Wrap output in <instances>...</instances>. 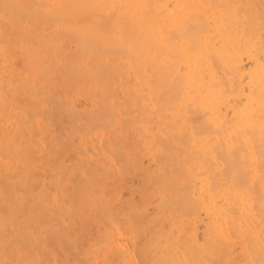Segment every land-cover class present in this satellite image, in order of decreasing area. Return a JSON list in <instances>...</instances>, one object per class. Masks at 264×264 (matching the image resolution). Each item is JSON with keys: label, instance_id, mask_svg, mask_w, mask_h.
Returning a JSON list of instances; mask_svg holds the SVG:
<instances>
[{"label": "bare ground", "instance_id": "6f19581e", "mask_svg": "<svg viewBox=\"0 0 264 264\" xmlns=\"http://www.w3.org/2000/svg\"><path fill=\"white\" fill-rule=\"evenodd\" d=\"M261 1L262 0H0V180H2V178L4 180L7 179V182H8V183L6 181L4 182V180H3V182L1 181L4 185L7 184L5 186L6 189L3 186V184H1L3 186L2 188L5 189V190H3L0 188V191L3 190V192H1V193L2 194L4 192L6 193V190L9 191L10 190V189H8L9 185H10L9 188L12 187L11 185H14L15 187L13 186L12 187L13 189L19 187V185L20 186L25 185V187L22 188V190L25 189L26 187L30 186V184H29V186L26 185V182H25L26 181L25 180V173L29 169V167H25V165H27V166L29 164L31 165V163L28 164V161H29V159L31 160L30 157H32V156L35 158V156H34L35 153L32 154V152H36V149L34 150L33 147H32V149L34 151H30L31 147H30V149H27L26 146H28L29 143L27 142L28 143L27 144L26 141L28 139H30L31 141L33 140L34 141L33 144L35 145V143L37 142V145H38L37 147H39V145H41V144H38V142H42L43 138L45 137V135H44L45 131H47V133H46L47 138L46 137L44 138L45 142H46V139L48 140L49 143L51 142V139L48 138V136H50V135H48V132L51 130L50 128H51L52 122L50 123V126H47L48 124L47 125L45 124L47 122V118L45 120V118L42 117L44 115L41 116V118H43L45 121L44 124L40 123L39 121L38 122L40 123V125H39V123L34 124L35 123L34 121H31L33 123L30 124V125H32V124L37 125V126L32 125L34 127V129H33L34 131L37 130L36 128H39V130H40L42 127H44L43 129L44 130L46 129L45 131L43 129H41V132H43L42 133L43 138L40 136V132H38V130L36 132H38L39 134L35 133L32 130L35 134L38 135V136H36L33 133L32 136L34 135L37 139H35L31 135H30L31 137H29V134L27 133L28 131L26 132L27 129H24L25 128L24 126L27 125L28 121L25 120V121H27L25 124L24 120H21L22 117L25 115L19 116V117H21V119H19L17 116V114H18L16 111L17 106H15L14 104H16V102L19 103L18 100H20V101L24 100L25 101V99H27L26 102H28V101L30 102V103H27V106L29 105L28 107H33L32 105H34L37 101H38L37 103H39V100H40V103H42L44 101V100H42L43 99L42 97L39 100L36 99L35 96H37V98H39L38 92L41 93L42 91H44V92H46V91L50 92L51 91L49 94L52 93L55 96L60 97L59 99H61V100H59L58 98H56V100L57 99L59 100V101L57 100L58 102L56 104L59 103L60 107H62L66 103V106L69 107V105H68V102H70L69 100H71L73 97H76V96L81 97L82 96L81 94H83V96L85 95V98L89 97L90 99H92L90 101L94 102V104L96 105V106L95 105L94 106L96 107V110L98 111V113H95V118L98 117V119H100V121H101V119H102L101 117L104 116L103 117L104 119L107 118L106 120H104V122H106V121L108 122V119H109V121L113 119V115H111L112 112L110 114L112 119H110V117H106V116H109V113L111 110L110 107L115 109L113 107V106L116 107L115 99H117V98L119 99V97L121 95L125 98L127 105H131L130 106L131 108H130L129 106H127L123 102H122L123 104H121V105L125 104L127 106L128 110H129V112L126 111L127 114L132 113V112L136 113V116L138 117L137 118L135 116L136 121H137V119L140 118L137 121V122H139L138 123L139 125L136 124V127H135L134 122H132L133 120L130 119V115H132V114H129V117L125 116V119L122 116V118L124 120H128L127 121L128 123L132 122L130 124H132V125L134 124L133 126L135 128H132V129L136 130V128H138L140 130L139 132H138V130L137 131L134 130L136 133L134 131H132L133 136H135L138 133L140 134V132H142V135L145 134V136H142V138L146 137L147 140L144 138L145 142L148 141V143H146L147 144L146 147L150 148V150H153L152 147H148V146L149 145H153V146L156 145V149L158 150L159 153H161V154L158 153V155L163 156V159H161V158H160L161 160L157 159V160H160L158 162H162L160 164L159 170L161 167L163 168V171H162L163 174L161 173L162 174L161 179H160V181H158V182H160V188H161V190L159 192L163 193V197H162V200H158L159 197H157L158 196L157 195L155 198H158V199L157 200L153 199V202H154V200H155V202L159 201V207H160L159 209H161L160 210L161 213L163 212L162 210H163L164 206L169 208V209H172V210L183 207V209H181L182 211L185 209L189 210L188 208H185V206H188V207L192 206L190 208L195 209V211H196V210H198V209H196L197 206L193 207V205H194L193 202L196 200H194V201L191 200L192 197H191L190 191L191 190H194L195 192L197 191L198 196L201 197V199L204 198L203 196H205V192H206L205 202H203L204 204L206 203V207H207L206 208L207 211L206 210L205 211L211 215L212 214L214 215L213 222H215V220H216L215 217H217V219L219 218L218 220H220V221L217 220V222H215L214 226H215V228L217 226V229L219 228L218 231L221 229L223 231V229H224V232H223L224 235H222V237L224 238L225 241L223 240V242H227L226 243V245H227V244H230L229 243L230 239L232 240V238H233V241H234L236 238V240H238L237 242H239L241 244V245H239V244L238 245L242 246V248H243L241 253L245 249L244 246L247 248V249H245L246 251L248 249H250V247L248 246L249 242L253 243L251 248L252 247L256 248L257 246L255 244H257L260 247L263 246V248H262L263 250H261V248L259 249V251L257 249L256 250L254 249L255 251H257V254L254 250L253 251L255 253L251 252L253 248L251 249L250 252H248V254L253 253L252 257H253V255H257V257H258L257 264L258 263L264 264V241L262 242V240L264 239V233H263L264 232V199H263L264 197H261L264 194V61H262L259 57L261 54L264 53L263 52L264 47H263L261 40H260L259 31H257L258 30L257 23H259L258 24L259 30H261V27H260L261 23H263V25H261L262 28L264 27V21L262 22V20L264 18L262 16H264V14L260 12V11H262V9H264V7L259 8V12L257 10V4H258V2H261ZM259 13L263 14V15L261 16ZM260 18H262V19H260ZM236 19H238V21L241 25L240 28H238V30H234L235 29L234 23L237 22ZM233 24H234V26H233ZM236 24H238V23H236ZM67 39H68V41H67ZM15 45L18 46L21 49V51L24 53V54L23 53L21 54L22 56L24 55L23 56L24 60H22V61H24L23 62L24 63V66H23L24 69H22V71H24V78L22 81L20 80L21 76L19 74H17L18 71L16 72V70H18V69L15 67L14 68L15 70H14L13 69V63L11 66L10 62L8 61L9 57L8 58L6 57L7 50L10 53V51H11L10 49L12 47H14ZM244 66L246 67L245 68L246 71H243L244 68H242V67H244ZM256 66H258V68ZM23 67H21V68H23ZM14 72H16L17 76L18 75L20 76V77L18 76L19 77L18 79H15L16 77H14V74H15ZM245 77H247V80L245 79ZM225 79H226L227 83H229V81H227V79L230 80L231 82L233 80H235V83L237 80L239 85L244 90V95H245L244 100H240L238 97H234V95L233 96L230 95V92L237 91L238 89L235 88L236 85L231 86V83H229V85L227 83H225L224 82ZM15 80H17V82ZM18 80H20V82H18ZM222 83L228 85V86H226L223 84L225 87H227V89H225V87L223 88ZM231 87L235 88V89H232ZM19 92H21V93L24 92L25 93L24 96L26 98L25 99L23 98V100L18 99L19 96L21 95ZM46 95H48V93ZM54 95H53V97H54ZM20 97H22V95ZM43 97L45 98V96H43ZM89 98H87V99H89ZM124 98L122 100H124ZM50 100H52V99H50ZM47 101H49V100H47ZM82 101H83V99H82ZM116 101H118V100H116ZM26 102L25 103L23 102L24 104L23 103L22 104L26 105ZM33 102H34V104H33ZM52 103L53 102L51 101L49 105H51V106L54 105V103L53 104ZM61 104H62V106H61ZM58 105H57V107H58ZM90 105L92 106V104H90ZM27 106H25V107H27ZM34 106H36V104ZM117 106H120V105H118V102H117ZM126 106H125V110H127ZM60 107H59V109H60ZM37 108H39V107L37 106ZM64 108L67 109V107H64ZM72 109H73V107H72ZM44 110H45V108H44ZM62 110H63V107H62ZM69 110H70V108H69ZM69 110H65L66 112L64 114L68 113L67 111H69ZM120 110H122V109H120ZM51 111L53 113L56 112L53 110H51ZM63 111H61V112H63ZM52 112H51V114H52ZM76 112H77V110H76ZM85 112H87V111L85 110ZM121 112L126 113V112H124V110H122ZM121 112H120V114H122ZM29 113L30 112H28V114ZM47 113H48V111H47ZM69 113L72 114L71 111ZM114 113L117 116L115 117V114H114L115 119L112 121H114V123L116 125H118L115 121L117 120L119 122V119H121L122 124H123L124 120L120 116H119L120 118H118L117 110ZM229 113L233 116V119H234L233 120L234 122H231L232 123L231 127L230 126L229 127L224 126V124H223L224 122L222 120V118H223L222 114L227 115ZM23 114H25V113L23 112ZM64 114H62V115H64ZM77 114H79V111ZM90 114H91V112H90ZM30 115H31V113L29 114V117L31 118ZM47 115H50V114H47ZM56 115L58 116L59 113L55 114V117L53 116L55 119L57 118ZM38 116L40 117V115H38ZM81 116H83V115L81 114ZM60 117H61V114H60ZM61 118L63 119V117H61ZM64 118H65V115H64ZM90 118H92V117H90ZM224 118L226 119L225 116H224ZM57 119H56V122H57ZM77 119H80V118L77 117ZM66 120L68 121L69 118ZM72 120H73V117H72ZM87 120H89V119H87ZM29 121H30V119H29ZM64 121H65V119L62 122L64 123ZM59 122H60V120H59ZM84 123H85V121H84ZM97 123L99 124L100 122L98 121ZM114 123L109 122L108 124L115 127V125H113ZM128 123H127V126L129 127ZM52 124L54 125V123H52ZM71 124H72V127L78 126V125L76 126V124L73 126L74 123H72V122H71ZM78 124H79V122H78ZM102 124H103V122H102ZM122 124H120V125H121V128H123L122 130H124L125 128L122 127ZM41 125H42V127H41ZM65 125H67V122H65ZM65 125L63 124L62 126H65ZM68 125L70 126V123H68ZM103 125L105 126V124H103ZM103 125H101V126H100V124L98 125L101 128L100 130H102ZM125 125L126 124L124 121V126ZM208 126H210L209 129L211 128V131L213 133L212 136L209 135L211 137V139L209 136H207L208 134H211V133H208L206 135V133L208 131ZM85 127H86V124H85ZM108 127H110V126L108 125ZM114 127H112V129L110 131H112L113 134L115 135V133L113 131V129H115ZM128 127H126V128H128ZM130 127H132V126H130ZM130 127H129V129H130ZM81 129H84V128L81 127ZM81 129H79V130H81ZM129 129H128V131H129ZM73 130H75V129L73 128ZM79 130H77V131L79 132ZM98 130H99V128H98ZM107 130H108V128H107ZM117 130L120 131L119 129H117ZM110 131H108V132H110ZM24 132L27 135H25ZM55 132H57V131H55ZM90 133H92V130ZM90 133H88V134L85 133V136L86 135L90 136ZM94 133H96V132H94ZM94 133H92L91 136ZM106 134H105V136H106ZM55 135L57 136V134H55ZM56 136H55V139H57ZM96 136L98 138V135H96ZM122 136H123L122 138L119 137L120 138L119 140H121V139L123 140L122 141L123 143L120 142L122 144V147H121V145L118 144L119 140L115 141V144H116V142H118L117 145H119L120 147L112 143V141H113V139H111L112 136L110 137V135H109V138L107 137V139L111 140V142H110V143H112V144H110L111 146L114 145V146H117L120 149H122L123 145L125 147H128L126 144L127 140L125 141V138H127L126 133H125V135L122 133ZM139 136L140 135L135 136V137L139 138ZM38 137H39V139H42V140L39 141ZM75 137L78 138V135L77 136L75 135ZM71 138H72V136H71ZM93 138H91V139H93ZM128 138L133 140V141L135 140V139L130 138V136ZM52 139H53V137H52ZM86 139H87V137H86ZM103 140H104V138H103ZM131 140H129L127 142L128 145H129V143H131ZM142 140L139 142H142ZM163 140H165V141H163ZM166 140H167L168 144L166 143ZM104 141L102 143H104ZM135 141L133 142V144H137L140 146V143L139 142L137 143ZM84 142H85V140H84ZM62 143L60 141L59 144H62ZM98 143H99V141H98ZM142 143H144V142H142ZM149 143H152V144H149ZM31 144H32V142H31ZM52 144H55L54 141ZM84 144L85 143H83V146L86 145V144L85 145ZM106 144H109V142ZM77 145H78V143H77ZM137 145H134V146H136L138 148L139 146H137ZM50 146H53V145L48 146L49 150H50ZM60 146H59V148H60ZM65 146H66V144H65ZM65 146L64 147L61 146V147L66 148ZM55 148L54 149L56 151V154H55L56 157L58 154L62 156L63 152L61 151L62 153H57L58 149H57L56 145H55ZM129 148L132 149V144ZM42 149H43V147H42ZM81 149H83V148H81ZM135 149H133V150H135ZM78 150H79V148H78ZM112 150H114V149H112ZM136 150L137 151L141 150V147H139ZM174 150L176 153L174 152ZM241 150H244L245 152L241 151ZM27 151H30V152L27 153ZM40 151H41V149H40ZM67 151H71V150H67ZM73 151L74 150H72L71 153H73ZM87 151H89V150H87ZM99 151H102V149H100ZM127 151L129 153V150H127ZM41 152H44V151L42 150ZM136 152L134 151L133 153L136 154ZM146 152H145V154H146ZM240 152H242V153L244 152V154L246 153L245 154L246 158L245 159L242 158L243 159V161L241 159L242 162H239L238 160H237L238 161L237 162L236 158L238 157V155L240 156ZM68 153H70V152H68ZM79 153H80V151H79ZM115 153H116V151H115ZM133 153H132V155H129V154L128 155L134 156ZM27 154H31V156L27 155ZM42 154H44V153H42ZM92 154H94V152H92ZM103 154H106V153H103ZM125 154H127V152ZM244 154H241V155L243 156ZM96 155H98V154L96 153ZM111 155H113V153ZM111 155H110V158H113ZM26 156H28V157L30 156L29 159ZM61 156H58V159L60 158V160H59L60 162H61V160H63L64 162H65V160L68 161L67 160L68 158L66 159V156H64V154L62 156L64 159ZM103 156L104 155H102L100 158H102ZM136 156H138V155L136 154ZM217 156L219 157V159ZM87 157L89 158V156H87ZM107 157L109 158V156H107ZM125 157H127V156H125ZM155 157H158V156H155ZM53 158L56 161V158L55 157H53ZM121 158H123V156H121ZM128 158H130V157H128ZM133 158H135V157H133ZM216 158L218 160H216ZM220 158L222 160H220ZM130 159H132V157ZM139 159H138L139 161H142L141 159H143V158L140 157ZM33 160L31 161L32 163H33ZM35 160L37 161V158ZM49 160H51V159H49ZM82 160H84V159H82ZM89 160H92V159H89ZM93 160H96V159H93ZM93 160H92L93 165L89 164L88 170H90L91 166H93L92 168H94L95 165L100 167L99 165L95 164V162ZM98 160H96V163L98 162ZM106 160L104 161V164H105ZM121 160L119 159V161H121ZM155 160H156V158H155ZM157 160H156V162H157ZM78 161H80V160H78ZM146 161H148V160H146ZM220 161H222V162L220 163ZM50 162H52V161H50ZM70 162H72V161L69 160V163ZM100 162L102 163V160H100ZM100 162H99L100 165H104L103 163L101 164ZM137 162L138 161L136 160V163ZM130 163L131 162L128 160V165H130ZM56 164L58 165V163H56ZM109 164H107V165H109ZM112 164H114V163H112ZM121 164L123 166L124 163L121 161ZM121 164H119L120 166L117 165V167L118 166L121 167ZM72 165H73V163H72ZM81 165H82V163H81ZM138 166L140 167L142 165H138ZM155 166L156 165H154V167ZM57 167H59V166H57ZM64 167H63L64 170H60L61 168L59 169V171L57 170L58 168L56 170L58 172H60V171L63 172L67 168L66 164L64 165ZM69 167H71V165H69ZM98 167L95 168V170H98ZM123 167H125V166H123ZM144 167H142V168L145 169ZM218 167H220V170H218V171L214 170L215 168H218ZM25 168H27V169L23 170ZM54 168H52V169L54 170ZM100 168L103 169L104 167L101 166ZM81 169H83V167ZM110 169L107 168L106 172H102V173H105L108 175L110 172L109 171ZM112 169H115V168H112ZM118 169H120V168H118ZM130 169H128L129 172H130ZM150 169L154 170L155 168L153 169L151 166ZM246 169H248V171L250 173L252 172L251 173V176L253 177V185L252 186H254L256 184L255 185L256 187L255 186L252 187L251 190L254 189L253 190L254 194L255 193L257 194V195L255 194L256 196H254V197H257V198H258V196L260 197L259 198L260 200L257 203H253V202H255V200L254 201L252 200L253 202H250L251 198L248 197L246 194V192L249 190V186H250L249 184L251 183L250 179L248 178V175H246L247 174L245 171ZM74 170H76V169H74ZM88 170H86V171H88ZM104 170H105V168H104ZM23 171L24 172L26 171V172L23 173ZM76 171H74V172H76ZM81 171L82 170H80V172ZM83 171H84V169H83ZM83 171H82V177H83L84 181H85V177H86V184H84V185L85 186L91 185V190H93L96 187V185H97V187H99L98 185H101V182H103V180L106 181L104 178H106L107 175H106V177L105 176L101 177V175L99 174L103 180L100 179L99 181H101V182H98V184L96 183V185H95L94 183L98 181L97 180L98 174H97L96 178L94 177L95 181L93 182L92 174L95 175V173H93L94 170L92 169L91 170L92 172L90 171L92 173L90 175L91 178L89 177V175L85 176ZM101 171H103V170H101ZM107 171H109V172H107ZM155 171H156V169H155ZM31 172L32 171H28L27 173H29L31 175ZM33 172L36 174L35 171H33ZM66 172H65V175L68 173V172L67 173ZM74 172L71 171V173H74ZM122 172H123V170H122ZM71 173L69 175H71ZM156 173H157V171L155 172V175H156ZM29 174L26 175V177L27 176L30 177ZM78 174H80V173H78ZM78 174H76L77 177L79 176ZM116 174H114V175H116ZM135 175H137V174H134V176ZM142 175H143V173H142ZM157 175L155 177L156 179L155 180L152 179V180L156 181L158 179V176H159V175L158 176ZM200 175H203V177L200 178ZM111 176H113V175L111 174ZM119 176H120V174H119ZM119 176H117V177H119ZM130 176L131 175H129V177ZM29 177L26 178V179H28V181L30 180ZM59 177L61 178L62 176H59ZM63 177H62V179H64ZM108 177H109V175H108ZM142 177H144V178H146V180H148V176L147 177L142 176ZM33 178L34 179L36 178L35 180L39 182V177H37V175H35L34 177L31 176L30 182L32 181ZM37 178H38V180H37ZM152 178H154V177H152ZM80 179H82V178H80ZM98 179H99V177H98ZM114 179H115V177H114ZM122 179H123V177H122ZM60 180L61 179H58L59 182H61ZM66 180H69V179L66 178ZM83 180H81L80 182L78 180V181H76V183H74L75 181L73 182V180H72V183L74 185L75 184L77 185V182H79L80 184L83 185V183H84ZM121 180L119 181L120 183H118V185L122 183ZM28 181H27V183H28ZM36 181H34V182H36ZM58 181H55V182L57 183ZM87 181H89V182H87ZM123 181H124V179H123ZM154 181H151V182H154ZM9 182L13 183V184H10ZM90 182H91V184H88ZM108 182H109V180L107 181V183ZM112 182L114 183V181H112ZM116 182H115V184H116ZM254 182H256V183H254ZM56 183H55V186H56ZM68 183H69V181H68ZM146 183L147 182H145L144 184L147 185ZM156 183H157V181H156ZM109 184H111V183H109ZM153 184H155V182ZM1 185H0V187H1ZM57 185H58V183H57ZM65 185L66 184H64L62 186H65ZM62 186H61V188H62ZM68 186H67V188H68ZM78 186H79V184H78ZM78 186H76V188H78ZM114 186L112 185V187H114ZM116 186H117V184H116ZM116 186L113 189L117 188ZM257 186H258V188H257ZM39 187H41V183H40V186L38 183V188ZM97 187H96V189L99 190L100 187L99 188H97ZM141 187H140V189H141ZM145 187H147V186H145ZM152 187H153V185H152ZM20 188L21 187H19V189ZM86 188H89V190H90V187L87 186ZM147 188L145 189L146 191H143V192H148ZM149 188L151 189V191H149V193H151V192L154 193L152 191V188L151 187H149ZM231 188H233V190L235 189L237 194H234V195L237 196L238 200L240 198V201H238V200L237 201L239 203L241 202L240 204L242 205V207H245L246 210H248V213L250 214L247 216L248 218L246 216L244 218V215L246 212L245 213L242 212L243 210L240 211L241 209L239 207V210L237 209V211L238 212L240 211L241 213L240 214L237 213V218H238V219L236 218L237 223L234 222L235 218H233L232 216L230 217V212H232V211L230 208L231 206H228L226 204L227 201H226V203H223L222 205L219 204V200L227 199L226 194H228L232 190ZM113 189H112V191H113ZM117 189H115L114 192H118ZM140 189H139V192H142V189H141V191H140ZM150 189H148V190H150ZM213 189H214V191H213ZM257 189L259 191L261 190L262 195H259L260 192ZM38 190L40 191L41 188H39ZM100 190H102V189H100ZM130 190H132V189H130ZM202 190H205V192L203 193L204 194L203 196H202ZM8 191H7V193L11 192V191L10 192H8ZM39 191H37V193ZM65 191H67V189ZM93 191L96 192V190H93ZM119 191H120V189H119ZM256 191L259 193H257ZM16 192H18V191H16ZM16 192L14 193V197L11 195L13 192H11L10 194H7V193L6 194L10 197L15 198V195L17 194ZM67 192H69V191H67ZM73 192L75 193V191H72V193ZM110 192H111V190H109V193ZM114 192H111V193L114 194ZM156 192H157V190H156ZM249 192H250V190H249ZM30 193L31 192L26 193L27 196L25 194L26 197H28V195H29V197L27 198V201H26V198L24 197V195H22V194H17L16 198L13 200L14 201H21L22 204H23V202H22L23 200H25L26 202L29 203L31 201L28 199H30L33 196L37 197L36 194L35 195L32 194L33 195L32 196ZM74 193H73V195H71V192H69V195H67V196L71 195L70 196L71 198L75 197ZM79 193H81V194H79ZM93 193H92V195H93ZM6 194H3L2 198ZM41 194L42 193L39 192L38 197H40L39 195H41ZM45 194L46 193L43 194V198L41 197L42 200L44 199ZM88 194L86 193V196ZM77 195H78V197L80 196L82 198L83 197L82 191L80 190L77 193ZM98 195H100L99 192H98ZM98 195H96V193L93 195V196H95L94 197L95 201L96 200L98 201V198H100V197L97 198ZM144 195L148 196V194L146 195L145 193H144ZM20 196L22 197V199L17 200ZM51 196H53V195H51ZM86 196L83 197L84 198L83 200H85ZM232 196H233V194H232ZM243 196H245V197H243ZM0 197H1V195H0ZM47 197H48V194H47ZM78 197H77V199H78ZM138 197H140V195ZM81 198H79V200ZM101 198H103V196H101ZM113 198H114V196H113ZM34 199L35 200H32V199L31 200L34 201V203H35L36 198H34ZM68 199H69V197H68ZM70 199L68 201H70ZM103 199L105 200L106 197ZM116 199H118V198H116ZM42 200H40V201H42ZM44 200L42 202L37 200L40 203V204L38 203V205H40V207L42 205L41 203H44ZM50 200H49V202H50ZM73 200H72V202L74 203ZM87 200H89V197L86 198V201ZM102 200H101L102 204L106 203V207L104 208V210H105L106 208H108L109 205H107V202H105L104 200H103L104 202H102ZM2 201H4V202H2ZM5 201H6V199L1 200V203H0V206H1L0 210L1 211L6 209V208H7L6 209L7 211L9 210L10 206L8 205V203L10 205L14 204V201H12V199L10 200L11 202L8 201V203H5ZM46 201H47V199H46ZM66 201H67V198H66ZM91 201H93V200H91ZM151 201H152V199H151ZM201 201H204V199ZM26 202L22 206L20 205L21 207L17 206L16 208H19V209L21 208L20 211H18L19 213H21L19 215L20 216L22 215L21 218L23 220H25V222H27L28 224L24 223V221L21 218H18V216L13 213L14 211L12 210V208L14 205H17V204H14L10 208L12 210L11 213H10V211H8L9 212L8 213L4 210L5 213L8 214V215L6 214L8 218H10V216H9L10 214L16 215L15 217L11 215L12 218L14 217L16 223L11 218L12 220L8 224L7 222L10 219L7 220L8 218H6V215H4L5 214L4 212H3L4 214L0 213V216H2V215L4 216V217H1L0 223H2V220H4V219L7 220V221L4 220L5 222L3 221V223H6L5 225L2 224L3 230H5L6 228H9V229H7V233L12 232L10 230L11 229L9 226L10 224H12V225L14 223L16 224V225L14 224L15 230L16 229L18 230L20 228V225H21V227L24 226L23 228L26 229V227L29 228L28 227L29 224L32 225L33 222L35 223V221L37 222V221L41 220L40 218H42V217H40L37 220L35 219V217L38 218V216H35V213L39 210L41 211L42 208L37 210L36 212L34 211L35 213L33 214V213H31V211L33 209H29V210L27 209L29 207H27L28 204ZM56 202L55 203L53 202V203L57 205L58 203H56ZM83 202L84 201H81V202L79 201V203L77 202L78 204H81V208H83L81 210H85V208L87 206L89 207V204H87V203L84 204L85 202L84 203ZM88 202H90V200ZM109 202L115 204V201L111 198H110ZM148 202L149 201L147 200L145 204L147 205ZM197 202L200 203V198H198ZM3 203H5V205H3ZM19 203L20 202H18V204ZM32 203H31V205H32L31 208L33 207ZM64 203H66V202L64 201ZM90 203L92 205V202H90ZM98 203H99V201H98ZM98 203H97V205L100 207L101 204L99 205ZM141 203H142V199H141ZM190 203H192L193 205L192 204L190 205ZM25 204H26V206H25ZM69 204H70V202H69ZM78 204L75 207H78L79 209H76L77 212H74V214L78 213V211L80 210V207ZM93 204L94 205L92 207H94L96 205L94 201H93ZM156 204H158V203H156ZM240 204H238V205L240 206ZM35 205H37V204H35ZM35 205H34V207H35ZM43 205H45V204H43ZM43 205H42V207H43ZM46 205H45V208H46ZM56 205H53V207ZM74 205H76V204H74ZM97 205H96L97 208L96 207L93 208L94 210L96 209V211L92 210L95 216L97 215L98 211H102L100 209H102L104 206V205H102V207L99 208ZM115 205L111 204V206H112L111 208L114 209ZM122 205L121 206L118 205V206L122 207ZM195 205H196V203H195ZM201 205H203V204L201 203ZM238 205H237V208H238ZM3 206H5L6 208H4ZM70 206H71V204H70ZM82 206H85V207H82ZM161 206H163V208H161ZM22 207H24V209H22ZM75 207L73 208L74 210H75ZM14 208H15V206H14ZM35 208H34V210H35ZM45 208H44V211H45L44 213L49 214L46 211L51 210L52 207L50 209H48V206H47V208H46L47 210ZM26 209L28 210V212H26ZM55 209H56V207L53 210H55ZM115 209H117V208H115ZM159 209L158 210L155 209L156 214H157V211H159ZM192 209L190 211H186L185 214H188L189 212H190L189 214H191V212L194 213L193 212L194 210H192ZM22 210H24L25 212ZM61 210H62V208H61ZM118 210H120V208ZM132 210H134V208ZM165 210H166V208H165ZM40 211L37 213H40L42 215V213ZM67 211H68V209H67ZM86 211H87V209H86ZM177 211H178V214H184V213H180V210H177ZM22 212L26 213L29 217L32 216L34 218L33 219L34 221L33 220L27 221L28 219L26 220V217H25L27 215L23 216ZM49 212H51V211H49ZM69 212H71V210ZM105 212L106 211H104V213ZM109 212H110V209H109ZM150 212L152 213L153 211L150 210ZM167 212L170 213V215L171 214L173 216L175 215V214H173V213H175V211L172 213V211L169 212V210H168ZM183 212H185V211H183ZM30 213H31V215H30ZM100 213L103 215L101 216ZM104 213L99 212L98 215L100 214L102 219H104L105 216L107 218V215H105L106 213L105 214ZM134 213H137V211H134ZM242 213H244V214H242ZM61 214H64V213H61ZM107 214L110 216L109 213H107ZM115 214H116V212H115ZM158 214H159V212H158ZM158 214H157V217H159ZM50 215L54 216V217H51L53 220H51V218H49L50 216L49 217L46 216L48 221H49V219L51 220L50 223L46 221V225L48 223L51 224L52 221H53L52 225L54 223H56V224L62 223L60 218H62V221H63V219L66 218L64 221H67V217L55 216V212H54V214L50 213ZM88 215H90V214H88ZM91 215H92V212H91ZM134 215L135 214H133V216ZM162 215H163V213H162ZM65 216H67V214H65ZM72 216H74L75 220H76V218H78L77 221H75V222L78 223V225L77 224L76 225L79 227V223H81V221H82L81 217H80L81 221L79 220L80 215L78 216V214H77L76 215L77 217H75V215L72 214ZM129 216H130V214H129ZM140 216H142V214ZM145 216H147V212H146ZM32 217L29 218V220L32 219ZM55 217L57 219H55ZM58 217H60V218H58ZM150 217H152V216H150ZM166 217H168V214L166 215ZM250 217L251 218L253 217V218L249 219ZM16 218H18V219H16ZM43 218L46 220L45 215L43 216ZM74 218L73 219L71 218V219L74 221ZM101 218H100V220H102ZM106 218H105V220H106ZM141 218L145 219V218H143V216ZM153 218H155V217H153ZM69 219L70 218H68V220ZM96 219H95V221H98ZM135 219H137V218H135ZM135 219H132L131 221H133ZM146 219H149V218L146 217ZM161 219H160V221H161ZM175 219H177V218H175ZM19 220L22 224L19 223L20 225L19 224L17 225V221L19 222ZM45 220L43 222H45ZM54 220L55 221L58 220L57 221L58 223L55 222ZM168 220H170V218ZM148 221L149 220H146L147 225H148V223H147ZM173 221H175V220H173ZM30 222H32V223H30ZM100 222H102V221H100ZM137 222L139 223V220H137ZM175 222L177 224V220ZM186 222H188V221H186ZM218 222H220V224H217ZM23 223H24V225H23ZM65 223H68V222H64L63 224L65 225ZM73 223L71 224V221H70V226H69V224H66L65 226L63 224L58 225V227L62 226V228H63V229L58 230L59 231L58 235L61 236L60 231H65V229L68 226L69 227L67 228L68 229L67 231L70 232V230L72 229L71 232L72 233L75 232L77 227L74 228L75 224L73 225ZM84 223L86 226V221L83 220L82 224H84ZM87 223H89V222H87ZM115 223H117V221ZM143 223H145V221H143ZM163 223H165V222H163ZM163 223H160V224H163ZM253 223L254 224L256 223L255 227L253 226L254 230L252 229L253 228L252 225H254ZM40 224H42V222L39 223L38 227H33V230H31V231H33V234H31L32 238H30L29 243H28L29 239H28V241L24 240V242H22L21 241L22 239L19 238L22 243L21 244L19 243L20 245L19 246L16 245V246L20 247L21 245L24 246V245L28 244V245H26L27 250H30L31 247H33L35 249L39 244H41L40 240L42 239V235L44 233L43 230H46V229H49L48 234L50 233L53 238L54 237L56 239L58 237L61 238L60 236L56 237V235H57L56 233H57L58 228L51 226L55 229L54 230L52 228V230L54 231L53 232V231H51V228L49 227V225L43 226V224H45V223H43L42 225H40ZM82 224H80V225H82ZM139 224H137V225H139ZM6 225H8V227ZM71 225H73L74 227H72ZM129 225H130V222H129ZM137 225H135V226H137ZM167 225L170 226V225H172V223L170 222V225H169V223H167ZM3 226H5V229ZM101 226L105 227V226H103V224ZM121 226L119 228H121ZM160 226H162V225H160ZM176 226L172 227V229H171L172 234H173V229L177 228ZM106 227H108V226H106ZM138 227H136V228H138ZM152 227H154V225H152ZM155 227L153 229H155V232L157 230V233H158V229H157L158 226L156 228ZM30 228H32V226H30ZM80 228H82V227H80ZM86 228H87V226H86ZM168 228H171V226ZM29 229H28L27 233L29 232ZM84 229H85V227H84ZM132 229H134V228H132ZM8 230H10V231H8ZM135 230L134 231L131 230V231L135 232ZM138 230H140V229L138 228ZM141 230H142V228H141ZM115 231H116V233L118 232L117 230H115ZM22 232L25 233V231H23V230H22ZM22 232L20 231V234H22ZM51 232H53V233H51ZM69 232H67V233H69ZM81 232H82V230H81ZM123 232L124 231H122V233ZM148 232H149V230H147L146 234L144 233L146 235V237L150 234ZM176 232H178V230ZM188 232H190V231H188ZM215 232H217V230ZM7 233L5 230V232H3L2 234L5 235ZM67 233L64 234L63 238L64 239L66 238L65 241L67 239H70V240H67V242H65V245L68 244V241H71V238L73 239V234L71 233L72 237H70V236H68L69 234L67 235ZM83 233H85V232H82V234ZM105 233H107V231H105ZM159 233H162V234H159V236L163 237L162 236V235H164L163 230H162V232L159 231ZM170 233H168L169 236L172 235V234L170 235ZM219 233H220V231L217 232V234H219ZM29 234H30V232L28 233L27 236H29ZM54 234H55V236H54ZM78 234H79L78 236L81 235V233H78ZM126 234H127V232H126ZM136 234H137V237H139L138 233H135V235ZM9 235H11V236H9ZM9 235L8 236L13 239L12 234L9 233ZM25 235H26V233H25ZM25 235H23L24 238H25ZM65 235H66V237H65ZM100 235H101V237L105 236V234L103 232ZM108 235H109V233H107L106 236H108ZM154 235H156V234H154ZM220 235H218V236H220ZM0 236H1V234H0ZM8 236L5 235L6 241H5V239L3 241V237L0 238V239H2V242H0V243L3 244V242H4L3 245L1 244V248L3 247L5 253L11 252L12 254L10 255V253H8V254L3 256L4 258H2V256H0V258H1L0 263H1L2 259L8 258L7 255L8 256L10 255L9 258H11V259H7V262L10 260L9 262L12 263V261H11L13 258L12 256L15 255L14 251L16 252L15 247H13L14 245H12V244H15V242L13 240H10L12 242L8 244L7 239L8 240L10 239ZM23 236H22V238H23ZM67 236H68V238H67ZM174 236H175V232H174ZM179 236H180V234H179ZM192 236H193V234H192ZM231 236H232V238H231ZM149 237L150 236H148V238ZM151 237H152V235H151ZM55 238L53 239L54 241H56ZM170 238L171 237H168V239L171 241V239H173V236L171 239ZM192 238L195 239L194 237H192ZM221 238H220V240L218 239L219 242L222 241ZM44 239H46V241L48 242V245H49V242H51L50 243L51 246L47 247V250L44 249L47 252H50L51 251L50 249L53 248L52 251L55 254H59L63 250V248H65L61 244L62 238L59 240L60 244L62 245V250H61V245H59V242L56 241L58 243V244H56V242H55L56 246L57 245H58V247L60 246V250L57 249L58 247H56L54 245V242L51 241V237H49L50 241L47 238H44ZM106 239H107V237H104L103 240H106ZM112 239L114 240V238H112ZM144 239H145V237H143L141 241H143ZM15 240H18V236L16 237ZM113 240H111V242ZM151 240H152V238H151ZM161 240H162V238H161ZM183 240H184V238H183ZM189 240H187V241H189ZM37 241L38 242L40 241V243H38ZM46 241H45V244L47 245ZM141 241H140V243H141ZM145 241L147 242L146 239H145ZM195 241L196 240H194V242ZM216 241H217V239H216ZM6 242L8 245L5 244ZM42 242H43V240H42ZM93 242L94 241H92V243ZM117 242L115 245H117ZM121 242H123V240H121ZM137 242H139V241L137 240ZM137 242H135V243H137ZM149 242L151 243L152 241H149ZM174 242H175V240H173V243ZM211 242H213V241H211ZM52 243L54 246L52 245ZM123 243H125V242H123ZM140 243H137V244H140ZM196 243H197V241H196ZM244 243H247V246ZM10 244L12 246H10ZM30 244L33 246H31ZM131 244H132V242H131ZM170 244H172V242ZM29 245H30V248H29ZM68 245H70V244H68ZM104 245H106V243ZM110 245H111V249H113L112 244H110ZM161 245H163V244L161 243ZM174 245H173V247L175 249V247L178 245V243L175 246ZM193 245L194 244H192V246H190V244H189V246H188L189 249L191 247H193ZM199 245L200 246H198V248H195L196 246H194L192 249H196L198 251L200 249L199 247H201L202 244L199 243ZM221 245L223 246L224 244L221 243ZM9 246H10V248H9ZM23 246H21L19 249H21ZM39 246H41V245H39ZM148 246L151 247L153 245H148ZM50 247H52V248H50ZM54 247L59 252L57 250L54 251L55 250ZM70 247H71V245H70ZM90 247L91 246L89 244V248ZM93 247H95V246H93ZM135 247L137 249V246H135ZM150 247L146 246L147 249ZM153 247H155V249H156L155 244ZM171 247L172 246H168V250H171L168 253L172 252ZM188 247H187V249H188ZM220 247L218 250H220ZM11 248L14 250H11ZM116 248H118V247H116ZM140 248H142V246ZM144 248H142V249H144ZM146 248H145V250H146ZM166 248H162L160 250H164ZM179 248L180 247L178 245V249L176 251H178ZM227 248H226V250H228L227 254L231 255L232 250L229 251V249H227ZM3 249L0 251V252H2V254H3ZM34 249L32 251V255L30 257L33 256ZM221 249H223L221 254L223 256H225L224 254L226 253V251H225V253H223L224 248H221ZM27 250L25 251L24 249H22L21 251H23L24 253H27ZM44 250H43V252H44ZM107 250L109 252H112V253H113V251H115V250H113V251L109 250V248H107ZM119 250L121 251V248H119ZM181 250H179V251L181 252ZM196 250H193V252L197 253ZM18 251H20V250H17V252ZM41 251L42 250L40 249V252ZM80 251H82V250L80 249ZM125 251H126V249L124 248L123 252H125ZM148 251H147V254H149L151 252V251L150 252H148ZM166 251L167 250H165V252ZM182 251H185V250H182ZM187 251H189V250H186V252ZM246 251L243 253H247ZM84 252H85V249H84ZM104 252L106 254L105 250H104ZM140 252H142V251H140ZM140 252L138 254H140ZM153 252H151V254ZM180 252H179L178 256L180 255ZM198 252H200V251H198ZM206 252H208V251H206ZM211 252L215 253V255L217 253V251L216 252L211 251ZM259 252H262L261 254L263 255V257H261L262 255H260ZM127 253L125 252V254H127ZM160 253H161V251H160ZM21 254L22 255H18V257L20 258V256H23L21 258L24 259V255L26 258V257H28V255L30 253H27L28 255L27 254L23 255V253L21 252ZM36 254L34 255L35 257L33 256L30 259V261H34L33 260L34 258H36V259L40 258V257H37ZM44 254L45 253H43V257H44V259L46 258L45 260L48 262L47 257H49V255L47 257H45ZM52 254L50 255V257L52 256L51 260H49L52 262V264H57V262H55V261H57L58 256H61V258L65 257V255H63V254H65L64 252L62 254L60 253V255H58L56 258H55L56 255H52ZM98 254H100V252H98ZM98 254L96 256H98ZM101 254H100V256H103V255L105 256L104 253L102 255ZM117 254H118V252L115 253L114 256H116V257L119 256V258H120L121 257L120 253H119V255H117ZM121 254H122V252H121ZM151 254H149V255L151 256ZM162 254H164V253H162ZM181 254L183 255L184 252H181ZM192 254H191L192 257L189 256V254L187 255L188 256V260H187L188 263L194 257V254L193 255ZM197 254H196V256H197ZM78 255H79V253H78ZM168 255L169 256L171 255L173 257L175 255V253H174V255L172 253L168 254ZM182 255H181V257H182ZM206 255H207V253H206ZM108 256L110 257L109 259L113 258V257H111L112 254H111V256L110 255H108ZM108 256H106V258H108ZM154 256H156V254L153 255L152 257H154ZM201 256H202V254H201ZM243 256H245V258L247 256V258H246L247 263H249L250 261H253V260H251L252 258H249L248 255L244 254ZM43 257H42V259H43ZM124 257H125V255H124ZM130 257H131V255H130ZM130 257H129V259H130ZM137 257H139V256H137V253H136V259H137ZM157 257H158V255H157ZM203 257H204V255H203ZM203 257H200V258H203ZM219 257H221V256H218L217 259ZM52 258L54 261L52 260ZM67 258H68V256H67ZM165 258L167 259L168 257L166 256ZM233 258H236V256ZM44 259L42 260V262H41V260L39 262L43 263ZM64 259L66 260V263L69 262V261H67L66 258H64ZM80 259H81V257H80ZM109 259H103V260L107 261ZM126 259H128V258L126 257ZM156 259H158V258H156ZM169 259H170V257H169ZM172 259L174 260V258H172ZM178 259L181 260L182 258L181 259L178 258ZM183 259L186 260L187 258L185 259L183 257ZM183 259L181 261V263L183 262L182 264H184V262H185ZM209 259L214 260V262H212V264L213 263L215 264L217 262V259H216V262H215V259H213V258H209ZM209 259L206 261H209ZM248 259H250V261H248ZM255 259L256 258H254V260ZM61 260H60L59 264H61L62 262H63V264H65L64 263L65 260L64 261H61ZM114 260H115V257H114ZM143 260H145V259H143ZM148 260H149L148 263L152 264L153 258H152V262H150L151 261L150 258H148ZM159 260H161V259H159ZM159 260H158V262H159ZM199 260H201V263L204 264L205 258L203 261H202V259H199ZM17 261H16V263H17ZM30 261L28 260L27 262H30ZM46 261H44V262H46ZM100 261H102V260H100ZM167 261H169V260L167 259ZM170 261H171V259H170ZM174 261H177V260H174ZM195 261H196V259L194 260V258H193V263ZM219 261H222V258H219L218 262ZM13 262L15 263L14 259H13ZM34 262H35V264H37V261H34ZM34 262H32V263L30 262L29 264H34ZM47 262H46V264H47ZM96 262H98V260ZM104 262H103V264H108L107 262H105V263ZM111 262H114V261H111ZM129 262H132V261L129 260L128 263ZM225 262H226V260H225ZM18 263L20 264V262H18ZM169 263L171 264L172 261L168 262L167 264H169ZM174 263L177 264V262H173L172 264H174ZM205 263L207 264V262H205ZM210 263H211V260H210ZM210 263H208V264H210ZM247 263H244V264H247ZM135 264H137V263L135 262ZM140 264H141V262H140ZM178 264H180V261ZM223 264H225V263H223ZM250 264H251V262H250Z\"/></svg>", "mask_w": 264, "mask_h": 264}, {"label": "rangeland", "instance_id": "374dc122", "mask_svg": "<svg viewBox=\"0 0 264 264\" xmlns=\"http://www.w3.org/2000/svg\"><path fill=\"white\" fill-rule=\"evenodd\" d=\"M239 4V3H238ZM261 7H264V0H262L261 2H258V4H257V10H258V12H259V8H261ZM256 10V11H257ZM264 9H262V11H263ZM262 11H260L261 13H263L264 14V11L262 12ZM257 13V12H256ZM260 14V13H259ZM263 14H260L261 16L263 15ZM259 16V15H258ZM260 16V17H261ZM262 17H264V16H262ZM260 19H262V18H260ZM236 21L237 22H235L234 24H235V26H234V24H233V26L235 27V29L234 30H238V28H240V23H239V21H238V19H236ZM264 21V18H263V20H262V22ZM236 23H238V24H236ZM258 24L259 23H257V28H258V30L257 31H259V36H260V40H261V43H262V45H263V47H264V27L262 28V26L261 25H263V23H261L260 24V27H261V30H259V27H258ZM233 27V28H234ZM237 28V29H236ZM263 33V34H262ZM263 36V37H262ZM71 38V37H70ZM71 40V39H70ZM67 41H68V39H67ZM11 51H10V53L8 52V50H7V53H6V57L8 58L9 57V62H10V64H11V66H12V63H13V69L16 67L18 70H16V72L18 71V73L17 74H19L20 76H21V78H20V80L22 81L23 80V78H24V71H22V69H24V61H22V60H24V58H23V56L21 55L23 52L21 51V49L18 47V46H14V47H12L11 49H10ZM18 52V53H17ZM262 52V51H261ZM260 52V53H261ZM263 52H264V48H263ZM13 55H12V54ZM24 54V53H23ZM12 57H11V56ZM260 59L262 60V61H264V53L263 54H261L260 56ZM12 61V62H11ZM21 67H23V68H21ZM257 68H258V66H256ZM242 68H244L243 69V71H246V67L244 66V67H242ZM256 68V69H257ZM15 70V69H14ZM20 71V72H19ZM16 72H14L15 74H14V77H16L15 79H18L19 77L17 76V74H16ZM22 72V73H21ZM21 73V74H20ZM14 79V78H13ZM245 79L247 80V77H245ZM244 79V80H245ZM20 80H18V82H20ZM224 80V79H223ZM222 80V81H223ZM16 82H17V80H15ZM14 81V82H15ZM227 81H229V83H231V86L232 85H236L235 86V88H237L236 90L237 91H234V92H230V95H234V97H238L240 100H244L245 98V95H244V90H243V88L239 85V83L237 82V80H236V83H235V80H233L232 82L230 81V80H228L227 79ZM225 83H227L226 82V79H225V81H224ZM229 83H227L228 85H229ZM235 83V84H234ZM224 83H222V86H223V88L225 87L224 85H226V84H224ZM228 85H226V86H228ZM232 88V87H231ZM235 88H232V89H235ZM225 89H227V87H225ZM37 91V90H36ZM44 91H42L41 93L40 92H38L37 94H38V97L39 98H37V96H35L36 97V99H41V97L43 98L42 100H44L42 103H40V100H39V103H37L36 101V106H34L35 104H34V102H33V104L34 105H32L33 107H28L27 106V103H30L29 101L28 102H26L27 101V99H25L26 97L24 96L25 95V93L24 92H19L21 95H22V97H20L19 96V98L18 99H21V100H23V98L25 99V101L23 100V101H20V100H18L19 101V103L18 102H16V104H14L15 106H17L16 107V111H17V116H18V118L19 119H21V117H19V116H21V115H25V116H23L22 117V119L21 120H24V122H25V124H26V122H27V125L26 126H24L25 128L24 129H27L26 130V132L29 134V137H31L32 136V134L35 132V133H38V132H40V136L43 138V136H42V133L43 132H41V129H43L44 127H42V125L45 123V121H44V119L43 118H41V116L42 115H44V116H42V117H44L45 118V120H46V118H47V122L45 123L47 126H50V123L52 122V123H54V125L51 123V130L48 132V135H50V136H48V138H50L51 139V142L49 143L48 142V140L46 139V142H45V137L47 138V136H46V133H47V131H45L44 129V131H45V137L43 138V140L42 139H39V137H38V140L40 141V140H42V142H38V144H41V145H39V147H37L38 145H37V142L35 143V145L33 144L34 143V141L32 140H30V139H28L27 141H26V143L28 144V146H26V148L27 149H30V147H31V149H32V147H33V149L35 150L36 149V152H32V154L33 153H35V158L32 156V157H30L31 156V154H27V155H30L29 157L31 158V160L29 159V157L28 156H26V157H28V159H29V161H28V164L29 163H31V165L29 164L28 166L27 165H25V167H29V169H28V171H32L31 172V175L29 174V173H27L26 171V173L23 171V173H25V182H26V185H28L29 186V184H30V186L29 187H26L25 189H23L22 190V188H24L25 187V185L22 187V186H20L19 184V187H21L20 189H19V187H17V188H12L14 185H11L12 187L11 188H9L10 187V185H9V187H8V189H10L9 191L8 190H6V193H7V191L8 192H13L11 195L14 197V193L16 192V191H18V192H16L17 194H22L23 192V194L22 195H24V197L26 198V201H27V198L29 197V195H28V197H26L27 196V194L26 193H29V192H31L30 194L32 195V194H36L37 195V197L36 196H33V197H31L30 199H28V200H30L31 202H26L25 200H23L22 202H23V204L26 202L27 204H28V206L27 207H29V208H27L28 210L29 209H33L32 211H31V213H35L37 210H39V209H41L42 208V210L40 211L41 213H42V215L44 216L45 215V218H46V216H50L49 218H51V217H54L53 215L51 216L50 215V213L52 214H54V212H55V216H61V217H67V221H64L65 219H63V221L64 222H68V223H65V225L66 224H69V226H70V221H71V224L73 223V225L75 224V227L73 226V225H71L72 227H74V228H76L77 227V229L75 230V232H71L72 231V227L70 228L71 230H70V232L73 234V239L71 238V241H68V244H70L71 245V247L73 248H71L70 247V245H65V242H67V240H70V239H67L66 241H65V239L63 238L64 237V234H66L67 232H69V231H67L68 229V227L65 229V231H60L61 233V236L60 235H58V230H60V229H63L62 228V226H60V227H58V225H62L64 222L62 221V218H60V217H58V218H60L61 219V222L62 223H58L57 221L58 220H54L55 222H57L58 224H56V223H54L53 225H52V223H53V221L51 222V224H49L50 223V221L51 220H53L52 218H51V220L49 219V221L47 220V218H46V220L43 218V216L40 214V213H37V212H39V211H37L36 213H35V216H38V218L37 217H35V219L37 220V219H39L40 217H42V218H40L41 220H39V221H35V223L33 224L32 222H30V223H32V225L31 224H29V228H30V226H32V228H27L26 227V229L25 228H23L24 226V223H26V224H28L27 222H25V220H23L21 217H22V215L20 216L19 214H21V213H19L18 211H20V209L19 208H16L17 206H22L23 204L21 203V201H14L13 199H15L16 198V196H17V194L15 195V198H13V197H10V196H8L7 194H10V193H3V194H6V195H4V197L2 198V193L1 192H3V190H5L6 189V185H4L2 182H3V178H2V180H0V185L1 184H3V186L5 187V189H3L2 187V185H1V189H3V190H1L0 191V195H1V197H0V203H1V200L3 199V200H5L6 199V201H5V203H8V201L9 202H11L10 200L12 199V201H14V204H17V205H14V204H12V205H10L9 203H8V205L10 206V208L14 205L15 206V208H14V206H13V208H12V210L14 211L13 213L14 214H16L17 216H18V218H21L23 221H24V223H23V227H21V225L20 224H22L21 222H20V220H19V222L17 221V225L19 224L20 225V228L17 230H15V219H14V217L16 216V215H12V214H10L9 216H10V218H8L7 217V213H5V211L6 212H8V211H10V213H11V209L9 208V210L7 211L6 209V207L5 206H3L4 208H6V209H4V210H0L1 212L0 213H3L4 215H6V218H8L7 220H9L7 223L9 224L10 222H11V220L13 219V221L15 222L13 225L12 224H10L9 226H10V230L12 231V232H8L7 233V229H9V228H6L5 229V226H3L4 227V229L6 230V233L9 235V233H11L12 234V237H13V239L11 238V237H9V236H11V235H7V234H5L6 236H8L10 239L8 240L7 239V241H8V244L9 243H11L12 241H10V240H13L14 242H15V244H12V245H14L13 247H15V249H16V252L14 251V253H15V255H13L12 257V263L13 264H19L18 262H20V264H29L30 262L32 263V262H34V261H37V264L39 263V264H46V258L44 259V257H43V253H45L44 255H45V257H47L48 255H49V257H50V255L52 254V255H56L55 256V258L58 256V255H60V253L62 254L63 252L65 253V254H63V255H65V257H63V258H61V256H58V258H57V261H55V262H57V264H59L60 263V260L61 261H64L65 259L64 258H66L67 259V261H69V262H67L68 264H103V262L105 261V260H103V259H109L110 257L108 256V255H110L111 256V254H112V256L111 257H113V258H111V259H109V260H107V261H105V262H107L108 264H127L128 263V261L129 260H131L132 262H129L130 264H135V262L137 263V264H140V262H141V264H147L148 262H149V260H148V258H150L151 259V261L150 262H152V258H153V262H152V264H167L168 262H171L172 261V263L173 262H177V264L179 263V261H180V264H182L181 263V261H182V259H183V257L186 259V260H184L185 262H184V264H202L201 263V260H199V259H202V261L204 260V258H205V260H204V264H206L205 262H207V264L208 263H210V260H211V263L210 264H212V262H214V260H212V259H209V258H213V259H215V262H216V259H217V257L218 256H221V257H219V258H222V261H219L218 262V259H217V264H223V263H225V264H244V263H247L246 261H247V256H246V258H245V256H243L244 254L245 255H248L249 256V258H252L251 260H253V261H250V259H248V261H250L251 262V264L253 263V264H257V259H258V257H257V255H253V257H252V254L253 253H255L256 252V254H257V251H255L256 249L259 251V249L261 248V250H263L262 248H263V246L262 247H260V246H258L257 244H255L257 247L255 248H251V246H252V244L253 243H251V242H249L248 243V246L250 247V249H248L247 251L245 250V249H247L245 246H244V251L243 252H247V253H241V251L243 250V248H242V246H239V245H241L239 242H237L238 240H236V238H235V240L233 241V238H232V236H231V238H232V240L230 239V244H227L226 245V243L227 242H223V240H224V238L222 237V235H224V229H223V231H222V229L221 230H219L220 231V233L219 234H217V232H219L218 231V229H217V226H216V228H215V222H217V220L219 219H217V217H215V222H213V220H214V215L212 214H209L208 212H206L207 211V207H206V203L204 204L203 202H205V197H206V192H205V190H202V196L204 195L203 193L205 192V196H203L202 198L204 199V201H201V200H203V199H201V197H199L198 196V193H197V191L195 192L194 190H191L190 191V194H191V197H192V201H194V200H196V201H194L193 203H194V205L192 204V203H190V205L192 204L193 205V207L194 206H197V208L196 209H198V210H196L195 211V209H192V208H190V207H192V206H185V208H188L189 210H187V209H185V210H183V211H185V212H183L181 209H183V207H181V208H178V209H174V210H172V209H169V208H167V207H165L164 206V208H163V206H161V208H163V215H162V213H161V209H159L160 207H159V201H157V202H155V200H157L158 198H155L157 195V197H159V199L158 200H162V197H163V193L162 192H159L160 190H161V188H160V182H158V181H160V179H161V175L163 174V168L161 167L160 168V170H159V167H160V164L162 163V162H158V161H160L161 159H163V156L161 155V156H159L158 155V150L156 149V145H149L148 147H152L153 148V150H150V148H147L146 146H147V144L146 143H148V141H146L145 142V139H146V137H144V138H142V136H145V134L144 135H142V132H140V134L138 133L140 130L138 129V128H136V130L135 129H132V128H135L136 127V124H138L139 122H137L139 119H137V121H136V118H135V116H136V113H129V114H132V115H130V119L131 120H133L132 122H134V124H135V127L132 125V124H130V123H132V122H130V123H128L127 121L128 120H124L125 119V116H128L129 117V114H127V112H129V110H128V108H127V106H131V105H127V103H126V101H125V98L123 97V96H121L120 95V97H119V99L117 98V99H115V105H116V107L115 106H113L115 109H113L112 107H110V113H109V116H106V117H110V119H112L111 118V116H110V114H111V112H112V114L111 115H113V119L112 120H114L115 118H114V112L117 110V114H118V118H122V116L124 117V121H125V126H124V121H123V124H122V120L121 119H119V122L116 120L115 122L118 124V125H116L115 123H114V121H112V120H110L109 121V119H108V122L106 121V122H104V120H106V119H104L103 117H101L102 119H101V121H100V119H98V117L97 118H95V113H98V111L96 110V105L94 104V102H92V101H90V100H92V99H90L89 97H87V98H89V99H87V98H85V95L83 96V94H81L82 96L80 97V96H76V97H73L71 100H69L70 102H68V105H69V107L68 106H66V101L63 103L64 104V106H62V104H61V106L63 107V110H62V107H60V104L58 105V104H56L59 100H61V99H59L60 97H57V96H55L54 94H49L50 92L49 91H46L47 93H48V95H46L47 93L46 92H44ZM243 94V95H242ZM53 95H54V97H53ZM123 95V94H122ZM43 96H45V98L43 97ZM118 96V95H117ZM84 97V98H83ZM55 98V99H54ZM56 98H58L57 100H56ZM124 98V100H122ZM49 100V101H47V100ZM50 99H52V100H50ZM54 99V100H53ZM82 99H83V101H82ZM41 100V101H42ZM56 100V101H55ZM116 100H118V101H116ZM122 100V101H121ZM48 103H47V102ZM53 102L54 103V105H49L50 104V102ZM63 101V100H62ZM26 102V105H23L24 103ZM91 102V103H90ZM117 102H118V105H120V106H117ZM120 102V103H119ZM125 103L124 105H121V104H123V103ZM22 105H21V104ZM47 103V104H46ZM52 103V104H53ZM90 104H92V106L90 105ZM48 105V106H47ZM57 105H58V107H57ZM81 105V106H80ZM95 105V106H94ZM25 106H27V107H25ZM37 106L39 107V108H37ZM54 106V107H53ZM123 106V107H122ZM125 106H126V109L127 110H125ZM59 107H60V109H59ZM64 107H67V109H65ZM72 107H73V109H72ZM44 108H45V110H44ZM69 108H70V110H69ZM131 108V107H130ZM129 108V109H130ZM48 109V110H47ZM55 109V110H54ZM88 112H85V110ZM89 109V110H88ZM120 109H122V110H124V112H126V113H122L121 111L122 110H120ZM51 110H53V111H56L55 113H53ZM58 110V111H57ZM65 110H69V111H67L68 113H66V114H64L66 111ZM73 110V111H72ZM76 110H77V112H76ZM81 110V111H80ZM120 110V111H119ZM131 110V109H130ZM25 113V114H23V112ZM47 111H48V113H47ZM50 111V112H49ZM61 111H63V112H60ZM71 111V113L73 114H70L69 112ZM78 111H79V114H77L78 113ZM114 111V112H113ZM28 112H30L31 113V118L29 117V114H28ZM51 112H52V114H51ZM90 112H91V114H90ZM120 112L122 113V114H120ZM59 113V115L57 116V118L60 120V122H59V120L57 119V122H56V119L54 118L55 117V114H58ZM76 113V114H75ZM84 113V114H83ZM35 114V115H34ZM47 114H50V115H47ZM60 114H61V117H63V119L60 117ZM62 114H64L65 115V118H64V115H62ZM81 114L83 115V116H81ZM86 114V115H85ZM38 115H40V117L38 116ZM77 115V116H76ZM80 115V116H79ZM89 115V116H88ZM223 115V118H224V116L226 117V119L224 118H222V120H223V124H224V126H227V127H231L232 125V123L231 122H234L233 120V116L229 113V114H227V115H224V114H222ZM35 116V117H34ZM49 116V117H48ZM54 116V117H53ZM87 116V117H86ZM117 115L115 114V117H116ZM120 116V117H119ZM232 116V117H231ZM28 119H27V118ZM53 117V118H52ZM72 117H73V120H72ZM77 117L78 118H80V119H77ZM84 119H83V118ZM90 117H92V118H90ZM137 117V116H136ZM49 118V119H48ZM69 118V122L66 120V119H68ZM138 118V117H137ZM29 119H30V121H29ZM39 119V120H38ZM52 121H51V120ZM62 119V120H61ZM65 119V121H64V123L62 122L63 120ZM71 119V120H70ZM83 119V120H82ZM87 119H89V120H87ZM127 119V118H126ZM25 120H27V121H25ZM55 120V121H54ZM121 120V121H120ZM130 120V121H131ZM229 120V121H228ZM232 120V121H231ZM31 121H34L35 123L34 124H36V123H43L42 125H41V129L39 130V128H36L37 130H38V132H36V131H34L33 129H34V127L33 126H37V125H30L31 123H33V122H31ZM39 121V122H38ZM84 121H85V123H84ZM100 122L99 124H100V126L101 125H103V124H105V126L108 128V130H107V128L103 125V127H102V130H100L101 128L98 126L99 124L97 123V122ZM136 121V122H135ZM59 122V123H58ZM65 122H67V125H68V123H70V126L68 125H65ZM71 122L72 123H74L73 124V126L76 124V126L77 127H72V124H71ZM78 122H79V124H78ZM95 122V123H94ZM102 122H103V124H102ZM109 122H113L114 124L113 125H115V127L114 126H112V125H110V124H108ZM128 123V125H129V127L130 126H132V127H130V129H129V127L127 126V123ZM29 123V124H28ZM40 123H39V125H40ZM57 123V124H56ZM64 124L65 126H62V125ZM81 124V125H80ZM85 124H86V127H85ZM90 126H89V125ZM92 124V125H91ZM110 126V127H108V125ZM112 124V123H111ZM120 124H122V127H124L125 129L124 130H122L123 128H121V125ZM45 125V126H46ZM56 125V126H55ZM58 125V126H57ZM139 125V124H138ZM83 127L84 129H81V127ZM118 126V127H117ZM29 127V128H28ZM57 127V128H56ZM79 127V128H78ZM97 127V128H96ZM112 127H114L115 129H113V131H114V133H115V135L113 134V132L112 131H110L111 129H112ZM117 127V128H116ZM126 127H128V128H126ZM138 127V126H137ZM209 127L210 126H208V131H207V133H206V135L208 134V133H211V134H208L207 136H209V135H211L212 136V131H211V128L209 129ZM72 128V129H71ZM73 128L75 129V130H73ZM98 128H99V130H98ZM107 130H105V129ZM55 129V130H54ZM79 130V129H81V130H79V132L77 131V130ZM117 129H119L120 131H118ZM128 129H129V131H128ZM132 129V130H131ZM34 132H33V131ZM42 130V131H43ZM49 130V129H48ZM67 130V131H66ZM84 132H83V131ZM91 130H92V133H94V132H96V133H94L92 136H91V134L92 133H90L91 132ZM95 130V131H94ZM137 131L138 130V134H136L135 136H138V135H140L139 136V138L138 137H135V136H133V132L132 131ZM52 131V132H51ZM55 131H57V132H55ZM86 131V132H85ZM94 131V132H93ZM100 131V132H99ZM108 131H110V132H108ZM124 131V132H123ZM134 131V132H135ZM70 134H69V133ZM98 132V133H97ZM131 132V133H130ZM34 133V134H35ZM85 133L86 134H88V133H90V136L89 135H86L85 136ZM108 135H107V134ZM112 135H111V134ZM122 133L125 135V133H126V136H127V138L130 136V138H132V139H137L135 142H139V141H141L142 140V142H144V143H142V142H139L140 143V146L139 145H137V144H133V140H131V139H129V140H131V143H129V145H128V139L127 138H125V141H126V144H127V146L128 147H125L124 145H123V148L122 149H120L119 147V145H121V147H122V144L121 143H123L122 141V139L121 140H119L120 138H122L123 136H122ZM136 133V132H135ZM24 134L25 135H27L25 132H24ZM39 134V133H38ZM55 134H57V136L55 135ZM73 134V135H72ZM80 134V135H79ZM84 134V135H83ZM101 134V135H100ZM105 134H106V136H105ZM129 134V135H128ZM31 135V136H30ZM36 136H38L37 134H35ZM56 136V138L57 139H55V136ZM72 136V138H71V136ZM75 135L77 136L78 135V138H76L75 137ZM96 135H98V138H97V136ZM109 135H110V137L112 136H114L113 138L111 137V139H113V141H112V143L113 144H115V141H118L119 140V143L118 142H116V144L115 145H117V143L119 144V145H117V146H119V147H117V146H114V145H110V144H112V143H110L111 142V140L109 141L108 139H107V137L109 138ZM100 136V137H99ZM125 136V137H126ZM27 137V136H26ZM28 137V138H29ZM32 137H34L35 139H37L34 135L32 136ZM52 137H53V139H52ZM70 137V138H69ZM86 137H87V139H86ZM94 137V138H93ZM96 137V138H95ZM106 137V138H105ZM120 137V138H119ZM210 137V136H209ZM84 138V139H83ZM91 138H93V139H91ZM103 138H104V140H103ZM33 139V138H32ZM61 141V143L63 144H59L60 143V141ZM89 139V140H88ZM210 139H211V137H210ZM37 140V141H38ZM84 140H85V142H84ZM88 140V141H87ZM147 140V139H146ZM50 141V140H49ZM53 141H54V143L55 144H52L53 143ZM87 141V142H86ZM98 141H99V143H98ZM104 141V143H102ZM150 141V140H149ZM163 141H165V140H163ZM31 142H32V144H31ZM67 142V143H66ZM69 142V143H68ZM109 142V144H106V143H108ZM121 142V143H120ZM49 143V144H48ZM77 143H78V145H77ZM83 143H85L84 145L85 146H83ZM165 143V142H164ZM166 143L168 144V142H167V140H166ZM65 144H66V146H65ZM76 144V145H75ZM101 144V145H100ZM125 144V143H124ZM131 144H132V149L131 148H129L130 146H131ZM149 144H152V143H149ZM25 145V144H24ZM34 145V146H33ZM49 145H53V146H50V150H49V148H48V146ZM55 145L57 146V153H62V156H63V154H64V156H66V159L68 160V161H66L65 160V162L63 161V160H61V162L59 161L60 160V158L58 159V156H61V155H57V157H56V151H55ZM65 146L66 148H63V147H61V146ZM101 147H100V146ZM103 145V146H102ZM108 145V146H107ZM134 145H137V146H139V147H141V150H136V149H138L136 146H134ZM145 147H144V146ZM59 146H60V148H59ZM111 146V147H110ZM136 148H134V147ZM42 147H43V149H42ZM69 147V148H68ZM71 147V148H70ZM77 147V148H76ZM90 147V148H89ZM110 147V148H109ZM25 148V147H24ZM45 148V149H44ZM55 148V149H54ZM63 148V149H62ZM68 148V149H67ZM78 148H79V150H78ZM81 148H83V149H81ZM96 148V149H95ZM100 150V149H102V151H99L98 149ZM116 148V149H115ZM118 148V149H117ZM129 148V149H128ZM147 148V149H146ZM30 149V151H34L33 149L31 150ZM40 149H41V151L43 150L44 152H41L40 151ZM48 149V150H47ZM52 149V150H51ZM61 149V150H60ZM93 149V150H92ZM112 149H114V150H112ZM133 149H135V150H133ZM67 150H74L73 151V153H71V151H67ZM86 150V151H85ZM87 150H89V151H87ZM92 150V151H91ZM96 150V151H95ZM111 150V151H110ZM127 150H129V153H128V151ZM131 150V151H130ZM133 150V151H132ZM30 151H27V153H29ZM46 151V152H45ZM53 151V152H52ZM62 151V152H61ZM76 151V152H75ZM78 151V152H77ZM79 151H80V153H79ZM83 153H82V152ZM98 151V152H97ZM115 151H116V153H115ZM136 152V154L138 155V156H136V154H134L133 152ZM148 153H147V152ZM241 151H244V150H241ZM26 152V151H25ZM51 152V153H50ZM68 152H70V153H68ZM92 152H94V154H92ZM110 152V153H109ZM127 152V154H125V153ZM145 152H146V154H145ZM174 152H175V150H174ZM245 152V151H244ZM244 152L242 153V152H240V156L238 155V157L236 158V161L238 160L239 162H242L243 161V159H245L246 158V153L244 154ZM42 153H44V154H42ZM67 153V154H66ZM96 153L98 154V155H96ZM103 153H106V154H103ZM108 153V154H107ZM113 153V155H111ZM119 153V154H118ZM131 153V154H130ZM132 153H133V155L134 156H129V155H132ZM176 153V152H175ZM178 153V152H177ZM26 154V153H25ZM50 154V155H49ZM85 154V155H84ZM89 154V155H88ZM100 154V155H99ZM129 154V155H128ZM151 154V155H150ZM154 156H153V155ZM159 154H161V153H159ZM241 154H244L243 156L241 155ZM44 155V156H43ZM82 155V156H81ZM102 155H104L102 158H100ZM110 155L113 157V158H110ZM121 155V156H123V158H121V156L119 157V156ZM217 155V154H216ZM61 156V157H62ZM84 156V157H83ZM87 156H89V158L87 157ZM97 156V157H96ZM107 156H109V158L107 157ZM117 156V157H116ZM125 156H127V157H125ZM142 157L143 159H141L142 161H139L140 159V157ZM155 156H158V157H155ZM245 156V157H244ZM53 157H55L56 158V161H55V159L53 158ZM94 157V158H93ZM128 157H132V159H130V158H128ZM133 157H135V158H133ZM139 157V158H138ZM218 157V156H217ZM34 160H33V159ZM37 158V161L35 160ZM63 158V157H62ZM61 158V159H62ZM84 159V160H82V159ZM100 158V159H99ZM125 158V159H124ZM152 158V159H151ZM155 158H156V160L157 159H160V160H157V162H156V160H155ZM243 158V159H242ZM48 159V160H47ZM49 159H51V160H49ZM64 159V158H63ZM89 159H96V160H98V162L96 163V160H93L94 162H95V164H97V165H99L100 167L101 166H103L104 168H105V170H104V168L102 169V168H100V167H98V166H96L95 164V166H94V168H92L93 166H91V168L94 170L93 171V173H95V175L94 174H92L91 172V168H90V170H88L89 169V164H92L93 162H92V160H88ZM107 159V160H106ZM111 159V160H110ZM113 159V160H112ZM118 159V160H117ZM119 159L124 163L123 164V166H125V167H123L122 166V164H121V161H119ZM140 163H136V160ZM139 159V160H138ZM218 159H219V157H218ZM217 158H216V160H218ZM240 159V160H239ZM241 159H242V161H241ZM33 160V163L31 162ZM69 160L70 161H72V162H70L69 163ZM78 160H80V161H78ZM100 160H102V163L104 164V161L106 160V162H105V166L107 165V164H109L110 162V164L109 165H107L106 167L104 166V165H100L99 164V162H100ZM118 162H117V161ZM128 160L131 162L130 163V165H128ZM146 160H148V161H146ZM220 160H222L221 158H220ZM48 163H47V162ZM50 161H52V162H50ZM59 161V162H58ZM108 161V162H107ZM110 161V162H109ZM144 161V162H143ZM237 161V162H238ZM46 162V163H45ZM89 162V163H88ZM91 162V163H90ZM116 162V163H115ZM222 161H220V163H221ZM56 163H58V165L56 164ZM63 163V164H62ZM72 163H73V165H72ZM81 163H82V165H81ZM84 163V164H83ZM101 163V162H100ZM101 163V164H102ZM112 163H114V164H112ZM127 163V164H126ZM56 164V165H55ZM66 164V169H65V171H60V172H58L59 171V169L60 170H64V165ZM80 164V165H79ZM86 164V165H85ZM116 164V165H115ZM119 164H121V167H119L120 165ZM128 166H126V165ZM69 165H71V167H69ZM93 165V164H92ZM117 165H119L118 167H117ZM138 165H142V166H138ZM154 165H156L155 167H154ZM31 166V167H30ZM57 166H59V167H57ZM62 166V167H61ZM79 168H77V167ZM85 166V167H84ZM130 166V167H129ZM135 166V167H134ZM145 166V167H144ZM151 166H152V168L154 169H156V171H157V173H156V175L158 176V179L156 180L157 181V183H156V181H154L156 178V175H155V169L154 170H152V169H150L151 168ZM55 167V168H54ZM64 167V168H63ZM83 167V169H84V171H83V169H81ZM87 167V168H86ZM98 167V170H95V168H97ZM142 167H144L145 169H143ZM148 167V168H147ZM32 168V169H31ZM34 168V169H33ZM52 168H54V170L52 169ZM58 168V169H57ZM63 168V169H62ZM76 169V170H74V169ZM107 168L108 169H110L109 171H107V172H109V177H108V175L107 174H105V173H102V172H106V170H107ZM112 168H115V169H112ZM118 168H120V169H118ZM122 168V169H121ZM131 168V169H130ZM27 168H25V169H23V170H26ZM58 171H57V170ZM68 169V170H67ZM128 169H130V172H129V170ZM72 172H74V171H76V172H74V173H71V171ZM79 170V171H78ZM80 170H82L83 171V173H84V175L85 176H87V175H89V177H90V175L92 174V180H93V182L95 181V179H94V177L96 178L97 177V174H98V177H99V179H98V177H97V182H95L94 184L96 185V183L98 184V182H101V181H99L100 179H102L101 177L102 176H105L106 177V175H107V177L106 178H104L106 181H104L103 179V182H101V185H98L99 187H97V185H96V187L97 188H99V190H97L96 189V187L93 189V190H96V192H94L93 190H91V185H84V184H86V177H85V181L83 180V177H82V171L80 172ZM86 170H88V171H86ZM101 170H103V171H101ZM119 170V171H118ZM122 170H123V172H122ZM214 170H216V171H218V170H220V167H218V168H215ZM33 171H35L36 172V174L33 172ZM68 173H67V172ZM91 171V172H90ZM138 173H137V172ZM141 171V172H140ZM155 171V172H154ZM159 171V172H158ZM246 171V175H248V178L250 179V186H249V190H250V192H249V190L246 192V194H247V196L248 197H250L251 198V201L250 202H253L254 200H255V202H253V203H257V202H259V196H258V198L257 197H254V196H256L255 194H254V192H253V190H251L252 189V187H254V186H252L253 185V177L251 176V173L248 171V169H246L245 170ZM65 172L67 173L66 175H65ZM80 173V174H78V173ZM87 172V173H86ZM112 172V173H111ZM118 174H120V176H119V174L117 175L116 173ZM71 173V175H69ZM122 173V174H121ZM132 173V174H131ZM142 173H143V175H142ZM162 173V174H161ZM30 175V177L29 176H27L26 177V175ZM37 175V177H39V182L38 181H36L34 178L32 179V181L30 182V180H31V176H35V175ZM40 174V175H39ZM64 174V175H63ZM76 174H78L79 176L77 177V175ZM101 175V177H100V175ZM104 174V175H103ZM111 174L113 175V176H111ZM114 174H116V175H114ZM134 174H137V175H135L134 176ZM39 175V176H38ZM129 175H131L130 177H129ZM154 175V176H153ZM46 176V177H45ZM59 176H64L63 178L64 179H62V177L60 178ZM117 176H119V177H117ZM138 176V177H137ZM141 176V177H140ZM142 176H148V180H146V178H144V177H142ZM198 176V175H197ZM29 177V181H28V179H26V178H28ZM82 178V179H80V178ZM88 177V178H89ZM114 177H115V179H114ZM117 177V178H116ZM122 177H123V179H124V181H123V179H122ZM126 177V178H125ZM152 177H154V178H152ZM203 177V175H200V178H202ZM247 177V176H246ZM66 178H68L69 180H66ZM77 178V179H76ZM91 178V177H90ZM89 178V179H90ZM109 178V179H108ZM122 180H121V179ZM150 178V179H149ZM58 179H61L60 181L61 182H59L58 181ZM114 179V180H113ZM145 179V180H144ZM152 179H154V180H152ZM196 179V178H195ZM37 180H38V178H37ZM65 180V181H64ZM72 180H73V182L74 183H76V181H78L79 180V182L81 181V180H83V185L82 184H80L79 182H77V185L75 184H73L72 183ZM109 180V182L107 183V181ZM121 180V184H119L118 185V183H120L119 181ZM150 180V181H149ZM2 181V182H1ZM7 182V179H5L4 180V182ZM27 181H28V183H27ZM34 181H36V182H34ZM55 181H58L57 183H58V185H57V183L55 182ZM68 181H69V183H68ZM71 181V182H70ZM112 181H114V183L112 182ZM117 181V182H116ZM144 181V182H143ZM151 181H154L155 182V184H153L154 182H151ZM30 182V183H29ZM39 183V186H40V183H41V187H39V188H41V190L39 191L38 189V183ZM53 182V183H52ZM65 182V183H64ZM87 182H89V181H87ZM106 182V183H105ZM115 182H116V184H117V186H116V184H115ZM145 182H147L146 184L147 185H145L144 183ZM152 184H151V183ZM8 183V182H7ZM10 183V182H9ZM24 183V182H23ZM55 183H56V186H55ZM109 183H111V184H109ZM113 183V184H112ZM254 183H256V182H254ZM10 184H13V183H10ZM37 184V185H36ZM60 184V185H59ZM64 184H66L65 186H62V185H64ZM78 184H79V186H78ZM88 184H91V182L90 183H88ZM93 184V183H92ZM100 184V183H99ZM151 186H150V185ZM17 185V186H18ZM69 185V186H68ZM94 185V186H95ZM112 185L114 186H116L117 188H115V189H117V191L118 192H114V190L115 189H113L114 187H112ZM144 185V186H143ZM152 185H153V187H152ZM58 186V187H57ZM61 186H62V188H61ZM67 186H68V188H67ZM76 186H78V188H76ZM90 187V190H89V188H86V187ZM93 186V187H94ZM126 186V187H125ZM134 186V187H133ZM142 186V187H141ZM145 186H149V187H151L152 188V191L154 192V193H149V191H151V189L148 187H145ZM15 187V186H14ZM54 187V188H53ZM57 187V188H56ZM64 187V188H63ZM70 187V188H69ZM129 187V188H128ZM133 187V188H132ZM140 187H141V189H142V192H139V189H140ZM158 187V188H157ZM256 187V186H255ZM147 188V191L148 192H143V191H146L145 189ZM156 188V189H155ZM257 188H258V186H257ZM67 189V191H69V192H71V195H73V193H72V191H75V193H74V196L76 197H70V196H67V195H69V192H67V191H65ZM100 189H102V190H100ZM108 189V190H107ZM112 189H113V191H112ZM119 189H120V191H119ZM130 189H132V190H130ZM141 189H140V191H141ZM148 189H150V190H148ZM232 190L228 193V194H226V198L227 199H222V200H219V204H223V203H226V201H227V205L228 206H231L230 208H231V211L232 212H230V217L232 216L233 218H235L234 219V222L235 223H237V213L238 214H240L241 212L240 211H242V212H246L245 213V215H244V218H245V216L247 217L248 215H250L249 213H248V210H246V208L245 207H242V205L238 202V201H240V198H239V200H238V198H237V196H235L234 194H237L236 193V191H235V189L233 190V188H231ZM23 192H22V191ZM71 190V191H70ZM82 191V195H83V197L84 196H86V193L88 194L87 196L89 197V200H90V202H92V205H91V203L90 202H88L89 200H87L86 201V198H88L87 196H86V198H85V200H83L84 198L82 197H78V195H77V193L79 192V191ZM109 190H111V192H114V194L113 193H109ZM156 190H157V192H156ZM256 190V189H255ZM258 190V189H257ZM26 191V192H25ZM28 191V192H27ZM36 191V192H35ZM37 191H39L40 193H42L41 195H39L40 197H38V193H37ZM48 191V192H47ZM51 191V192H50ZM94 193H93V192ZM213 191H214V189H213ZM259 191V190H258ZM53 192V193H52ZM98 192L100 193V195H98ZM156 192V193H155ZM257 192V191H256ZM260 192V193H259ZM259 192H257V193H259V195H262V192H261V190L259 191ZM44 193H46L45 195H44V203H41L42 205L43 204H47L46 205V208H47V206H48V209H50L51 207V210H48V211H46L47 213H49V214H46V213H44L45 211H44V208H45V205H43V207H42V205H41V207H40V205H38V201H40V200H42V198H43V194ZM52 193V194H51ZM67 193V194H66ZM92 193H93V195L96 193V195H98L97 196V198L98 197H100V198H98V201H99V203H98V201L96 202L95 201V199H94V197L95 196H93L92 195ZM143 193V194H142ZM144 193L147 195L148 194V196H145L144 195ZM159 193V194H158ZM25 194H26V196H25ZM47 194H48V197H47ZM79 194H81V193H79ZM150 194V195H149ZM232 194H233V196H232ZM245 194V195H246ZM21 195V196H22ZM51 195H53V196H51ZM81 195V196H82ZM111 195V196H110ZM140 195V197H138ZM160 195V196H159ZM251 195V196H250ZM264 195V194H263ZM261 196V197H264V196ZM17 197L18 199L17 200H20V199H22V197ZM101 196H103V198H105L106 197V199L104 200L103 198H101ZM113 196H114V198H113ZM23 197V198H24ZM42 197V198H41ZM68 197H69V199H70V201H68L69 199H68ZM77 197H78V199H77ZM196 199H195V198ZM230 197V198H229ZM243 197H245V196H243ZM254 199H253V198ZM34 198H36V201H35V203H34V201H32V200H35ZM66 198H67V201H66ZM79 198H81L80 200H79ZM110 198L111 199H113L114 201H115V204L114 203H111V202H109L110 201ZM116 198H118V199H116ZM198 198H200V203H198L197 201H198ZM232 198V199H231ZM257 198V199H256ZM32 199V200H31ZM46 199H47V201H46ZM52 201H51V200ZM74 199V200H73ZM76 199V200H75ZM103 199L105 202H107V205H109L108 206V208H106L105 210H104V208L106 207V203L104 204H102L101 203V200ZM140 199V200H139ZM141 199H142V203H141ZM149 201L148 202V204L146 205L145 203H146V201L147 200ZM151 199H152V201H151ZM153 199H155L154 200V202H153ZM264 199V198H263ZM38 200V201H37ZM42 200V201H43ZM49 200H50V202H49ZM72 200L74 201V203L72 202ZM91 200H93L94 202H95V204L97 205V203L100 205L101 204V206L100 207H102V205H104L103 206V208L102 209H100V210H102V211H98L97 212V217L94 215V213H93V211L92 210H94L93 208H95L96 207V205L94 206V207H92L94 204H93V201H91ZM102 200V202H104ZM123 202H122V201ZM127 200V201H126ZM238 200V201H237ZM253 200V201H252ZM258 200V201H257ZM25 201V202H24ZM42 201H40V202H42ZM57 201V202H56ZM64 201L66 202V203H64ZM79 201L81 202V201H84L83 203L84 204H89V207L87 208H85V210H81V209H83V208H81V204H78L79 203ZM112 201V200H111ZM223 201V202H222ZM225 201V202H224ZM2 202H4V201H2ZM16 202V203H15ZM18 202H20L19 204H18ZM33 202V203H32ZM56 202V203H58L57 205L56 204H54V203ZM61 202V203H60ZM69 202H70V204H71V206H70V204H69ZM78 202V203H77ZM113 202V201H112ZM120 202V203H119ZM122 202V203H121ZM139 202V203H138ZM5 203H3V205H5ZM31 203L33 204V207L31 208ZM82 203V204H83ZM125 203V204H124ZM128 203V204H127ZM131 203V204H130ZM138 203V204H137ZM156 203H158V204H156ZM195 203H196V205H195ZM201 203L203 204V205H201ZM35 204H37V205H35ZM40 204V203H39ZM74 204H76V205H74ZM77 204L79 205V207H80V210L78 211V213H76V214H74V212H77L76 211V209H79L78 207H75V206H77ZM111 204L112 205H115V207H114V209H112L111 207ZM123 204V205H122ZM133 204V205H132ZM146 206H145V205ZM199 204V205H198ZM238 204H240V206L238 205ZM7 205V204H6ZM34 205H35V207L37 208H35L34 207ZM53 205H56V206H54L53 207ZM61 205V206H60ZM118 205H122V207H120V206H118ZM125 205V206H124ZM143 205V206H142ZM237 205H238V208H237ZM20 206V207H21ZM25 206H26V204H25ZM98 206V205H97ZM142 206V207H141ZM199 206V207H198ZM204 206V207H203ZM1 207V206H0ZM8 207V206H7ZM56 207V211L55 210H53L54 208ZM75 207V210L73 209ZM82 207H85V206H82ZM99 207V206H98ZM99 207V208H100ZM127 207V208H126ZM129 207V208H128ZM132 207V208H131ZM239 207H240V211L238 212L237 211V209L239 210ZM34 208H35V210H34ZM45 208V209H46ZM61 208H62V210H61ZM71 208V209H70ZM97 208V207H96ZM115 208H117V209H115ZM120 208V210H118ZM125 208V209H124ZM134 208V210H132ZM165 208H166V210L168 211L169 210V212H171L172 211V213L175 211V213H173V214H175L174 216L171 214L170 215V213H168L166 210H165ZM204 208V209H203ZM22 209H24V207H22ZM26 209V212H28V210ZM67 209H68V211H67ZM73 209V210H72ZM86 209H87V211H86ZM108 209V210H107ZM109 209H110V212L112 213H110L109 212ZM131 211H130V210ZM154 209V210H153ZM155 209L156 210H158L159 209V211H157V214H158V212H159V214H158V216L159 217H157V214L155 213ZM194 210L193 212L194 213H192L191 212V214H185L186 213V211H190V210ZM234 209V210H233ZM16 210V211H15ZM47 210V209H46ZM71 210V212H69ZM122 210V211H121ZM150 210L151 211H153L152 213L150 212ZM177 210H180V213H184V214H178V211ZM206 210V211H205ZM22 211H24V210H22ZM35 211V212H34ZM49 211H51V212H49ZM62 211V212H61ZM66 211V212H65ZM94 211H96V209L94 210ZM104 211H106L105 213H104ZM108 211V212H107ZM134 211H137V213H134ZM166 211V212H165ZM237 211V212H236ZM25 212V211H24ZM87 212V213H86ZM91 212H92V215H91ZM99 212H102V213H104L105 215H107V218H106V216H105V218H106V220H105V218L104 219H102L101 218V216L103 215V214H101V216H100V214L98 215V213ZM115 212H116V214H115ZM124 212V213H123ZM127 212V213H126ZM133 212V213H132ZM139 212V213H138ZM146 212H147V216H145L146 215ZM202 212V213H201ZM9 213V212H8ZM31 213H30V215H31ZM57 213V214H56ZM59 213V214H58ZM61 213H64V214H61ZM107 213H109L110 214V216L107 214ZM123 213V214H122ZM130 214V216H129V214ZM142 214V216H143V218H145V219H142L141 217L142 216H140L141 214ZM161 213V214H160ZM179 215H177V214ZM200 213V214H199ZM244 213H242V214H244ZM22 214H23V216L24 215H27L26 213H23L22 212ZM29 214V213H28ZM37 214V215H36ZM41 216H40V215ZM65 214H67V216H65ZM71 214V215H70ZM72 214L73 215H75V217H77L76 215L78 214V216H79V220L81 221V219H82V221H81V223H79V227L77 226L78 225V223H76L75 221H77V219L78 218H76V220H75V218H74V216H72ZM88 214H90V215H88ZM96 214V213H95ZM128 214V215H127ZM133 214H135L134 216H133ZM168 214V217L170 218V220H168L169 218L168 217H166V215ZM236 214V215H235ZM2 215V214H1ZM14 216L13 218H12V216ZM70 215V216H69ZM82 215V216H81ZM123 215V216H122ZM170 215V216H169ZM190 217H189V216ZM95 216V217H94ZM99 216V217H98ZM125 216V217H124ZM150 216H152V217H150ZM164 216V217H163ZM173 216V217H172ZM177 216V217H176ZM239 216V215H238ZM1 217H4L3 215L2 216H0V221H1ZM26 217V220L27 221H32L34 218L32 217V219H30L29 220V218H31V217H29L28 215L27 216H25ZM29 217V218H28ZM80 217H81V219H80ZM89 217V218H88ZM118 217V218H117ZM146 217L147 218H149V219H146ZM153 217H155V218H153ZM172 217V218H171ZM179 217V218H178ZM183 217V218H182ZM12 218V219H11ZM18 218H16V219H18ZM24 218V217H23ZM68 218H70L69 220H68ZM74 218V221L72 220V219ZM97 218V219H96ZM100 218L102 219V220H100ZM117 218V219H116ZM124 218V219H123ZM135 218H137V219H135ZM139 218V219H138ZM158 218V219H157ZM163 220H162V219ZM175 218H177V219H175ZM213 218V219H212ZM237 218V219H236ZM248 218V217H247ZM246 218V219H247ZM253 218V217H252ZM251 217L249 218V219H252ZM4 219V218H3ZM43 219V220H42ZM55 219H57L56 217H55ZM59 219V220H60ZM94 219V220H93ZM95 219L96 220H98V221H95ZM108 219V220H107ZM126 219V220H125ZM132 219H135V220H133V221H131ZM160 219H161V221H160ZM5 220V219H4ZM4 220H2V223H0V230L2 231H0V234H1V236H0V238L1 237H3V241H4V239H5V235H3L2 233L3 232H5V230H3V228H2V224H6V223H3V221ZM7 220H5V221H7ZM45 220V222H43ZM83 220L84 221H86V226H87V228H86V226H85V223L84 224H82V222H83ZM104 220V221H103ZM111 220V221H110ZM122 220V221H121ZM137 220H139V223L137 222ZM146 220H149L147 223H148V225L146 224ZM167 220V221H166ZM173 220H177V224H176V222L175 221H173ZM4 221V222H5ZM34 221V220H33ZM46 221L47 222H49L47 225H49V227L51 228V231H53L52 230V228L53 227H55V228H58L57 229V235H56V237L57 236H60L61 238H62V240H61V244L63 245V247H65V248H63V250H62V245L60 244V242H59V240L61 239V238H55V240L57 241V242H59V245H61V250L63 251H61L59 254H55L53 251H52V247H50V248H52V249H50L51 251L50 252H47L46 250H47V247H49V246H51L50 245V243L51 242H49V245H48V242L46 241V239H44V238H47L49 241H50V239H49V237H51V241H53L54 242V245L56 246V244H58L56 241H54L53 239V237H52V235L49 233L48 234V230L49 229H46V230H43L44 231V233H43V235H42V239L40 240L41 241V244H39V245H41V246H37L35 249L33 248V247H31V249L33 248L34 249V253H33V256L36 254V256L37 257H40V258H38V259H36V258H34L33 260L34 261H30V259L33 257H30L31 255H32V251H33V249L31 250H27V246L26 245H28V244H26V245H21V246H23L21 249H19L20 247H17V246H19L22 242H24V240L25 241H28V239H29V241H28V243L30 242V238H32V235L31 234H33V231H31V230H33V227H38V225H39V223H41L42 222V224L43 223H45V224H43V226H45L46 225ZM95 221V222H94ZM100 221H102V222H100ZM113 221V222H112ZM117 221V223H115ZM120 223H119V222ZM143 221H145V223H143ZM169 221V222H168ZM185 221V222H184ZM186 221H188V222H186ZM194 221V222H193ZM218 221H220V220H218ZM253 221V220H252ZM79 222V221H78ZM87 222H89V223H87ZM98 224H97V223ZM105 222V223H104ZM122 222V223H121ZM129 222H130V225H129ZM163 222H165V223H163ZM170 222L172 223V225H170ZM255 222V221H254ZM107 223V224H106ZM120 225H119V224ZM142 223V224H141ZM160 223H163V224H160ZM167 223H169V225L171 226V228H168V227H170V226H168L167 225ZM181 223V224H180ZM188 223V224H187ZM209 223V224H208ZM42 224H40V225H42ZM77 224V225H76ZM80 224H82V225H80ZM103 224V226H105V227H102L101 225ZM109 224V225H108ZM137 224H139V225H137ZM162 225V226H160V225ZM194 224V225H193ZM217 224H220V222H218ZM254 224V223H253ZM256 224V223H255ZM255 224L254 225H252V227L254 226L255 227ZM12 225V226H11ZM46 225V226H47ZM64 225V224H63ZM64 225V226H65ZM100 225V226H99ZM119 225V226H118ZM122 225V226H121ZM135 225H137V226H135ZM145 227H144V226ZM152 225H154V227L156 226H158V233H157V230H156V232H155V229H153L154 227H152ZM177 225V226H176ZM7 227H8V225H6ZM51 226H53V227H51ZM85 227V229H84V227ZM99 226V227H98ZM106 226H108V227H106ZM121 226V228H119ZM134 226V227H133ZM139 226V227H138ZM150 226V227H149ZM160 226V227H159ZM177 227V228H175V229H173V234H172V231H171V229H172V227ZM196 226V227H195ZM204 226V227H203ZM48 227V228H49ZM80 227H82V228H80ZM102 227V228H101ZM111 227V228H110ZM136 227H138L140 230H138V228H136ZM147 227V228H146ZM155 227V228H156ZM162 227V228H161ZM184 227V228H183ZM254 227L252 228L253 230H254ZM17 228V227H16ZM23 228V229H22ZM79 228V229H78ZM104 228V229H103ZM110 228V229H109ZM118 228V229H117ZM131 228V229H130ZM132 228H134V229H132ZM141 228H142V230H141ZM146 228V229H145ZM150 228V229H149ZM188 228V229H187ZM25 229V230H24ZM28 229H29V232H30V234H29V236H27L28 235V233H27V231H28ZM54 229V228H53ZM88 229V230H87ZM108 229V230H107ZM123 229V230H122ZM136 229V230H135ZM153 231H152V230ZM160 229V230H159ZM163 230V232H164V235H162L163 237H160L159 236V234H162V233H159V231L160 232H162V230ZM192 229V230H191ZM10 230H8V231H10ZM22 230L23 231H25V233H26V235H25V233L24 232H22ZM55 230V229H54ZM81 230H82V232H85V233H83L82 234V232H81ZM84 230V231H83ZM115 230H117L118 232L116 233V231ZM131 230H135V232H133V231H131ZM138 230V231H137ZM146 230V231H145ZM147 230H149V232L148 233H150L148 236H150L151 237V235H152V240H151V238L149 237L148 238V236L146 237V232H147ZM178 230V232H176ZM180 230V231H179ZM190 231V232H188V231ZM198 230V231H197ZM212 230V231H211ZM217 230V232H215ZM17 231V232H16ZM20 231L22 232V234H20ZM47 233H46V232ZM74 231V230H73ZM105 231H107V233H109V237L108 236H106L107 235V233H105ZM110 231V232H109ZM114 231V232H113ZM122 231H124L123 233H122ZM131 231V232H130ZM50 232V231H49ZM54 232V231H53ZM53 232H51V233H53ZM66 232V233H65ZM67 233V235L68 236H70V237H72L71 235V233ZM104 233L105 234V236L104 237H107V239L106 240H103L104 239V237L102 236L101 237V233ZM126 232H127V234H126ZM142 232V233H141ZM154 234H156V235H154ZM171 232V233H170ZM174 232H175V236H174ZM181 232V233H180ZM78 233H81V235L80 236H78L79 234ZM112 233V234H111ZM120 233V234H119ZM135 233H138V235H139V237H137V234L135 235ZM140 233V234H139ZM145 233V234H144ZM168 233H170V235L171 236H169V234ZM264 233V232H263ZM179 234H180V236H179ZM183 234V235H182ZM185 234V235H184ZM192 234H193V236H192ZM221 234V235H220ZM3 235V236H2ZM23 235H25V238H24V236H23V238H22V236ZM75 235V236H74ZM77 235V236H76ZM124 235V236H123ZM142 235V236H141ZM144 235V236H143ZM218 235H220V236H218ZM18 236V240H15L16 239V237ZM54 236H55V234H54ZM68 236H67V238H68ZM157 236V237H156ZM166 236V237H165ZM172 236H173V239H171L172 238ZM183 236V237H182ZM194 237L195 239H193L192 237ZM65 237H66V235H65ZM100 237V238H99ZM143 237H145V239L147 240V242L145 241V239L143 240V241H141L142 240V238ZM160 239H159V238ZM168 237H171L170 239H171V241L168 239ZM188 237V238H187ZM22 239L21 241H20V239ZM112 238H114V240L112 239ZM161 238H162V240H161ZM183 238H184V240H183ZM186 238V239H185ZM220 238L222 239V241H218V239L220 240ZM85 239V240H84ZM126 239V240H125ZM165 239V240H164ZM178 239V240H177ZM190 239V240H189ZM216 239H217V241H216ZM42 240H43V242H42ZM103 240V241H102ZM111 240H113L112 242H111ZM120 240V241H119ZM121 240H123V242H125V243H123V242H121ZM132 240V241H131ZM136 240V241H135ZM137 240L139 241V242H137ZM155 242H154V241ZM173 240H175V242L173 243ZM187 240H189V241H187ZM194 240H196L197 241V243H196V241L194 242ZM5 241H6V239H5ZM40 241L38 242V243H40ZM45 241L47 242V245L45 244ZM80 241V242H79ZM92 241H94L93 243H92ZM118 241V242H117ZM140 241H141V243H140ZM149 241H152L151 243L149 242ZM161 241V242H160ZM165 243H164V242ZM185 241V242H184ZM211 241H213V242H211ZM225 241V240H224ZM264 241V239L262 240V242ZM0 242H2V239H0ZM13 242V243H14ZM55 242H56V244H55ZM71 242V243H70ZM83 242V243H82ZM116 242H117V245H115L116 244ZM130 242V243H129ZM131 242H132V244H131ZM135 242H137V243H140V244H137V243H135ZM149 242V243H148ZM172 242V244H170ZM183 242V243H182ZM20 243V244H19ZM106 243V245H104ZM123 245H122V244ZM161 243L163 244V245H161ZM170 245H169V244ZM177 244L178 243V245H179V250H185V251H182L181 250V252H184V254L182 255L181 254V252L178 250V251H176L177 249H178V245L175 247V249H174V247H173V245L174 244ZM182 243V244H181ZM199 243L200 244H202L201 245V247H199L200 249L198 250V251H200V252H198L196 249H192L194 246H196L195 248H198V246H200L199 245ZM221 243H223L224 245V247L221 245ZM1 244L2 243H0V251L3 249V247L1 248ZM3 244H4V242H3ZM2 244V245H3ZM6 245H8L7 244V242L5 243ZM24 244V243H23ZM89 244H90V248H89ZM110 244H112V248L113 249H111V245ZM121 244V245H120ZM154 244L156 245V249H155V247H153L154 246ZM175 244V245H176ZM189 244H190V246H192V244H194L193 245V247H191L190 249H189ZM239 244V245H238ZM244 244H246V246H247V243H244ZM243 244V245H244ZM5 245V246H6ZM11 244H10V246H12ZM17 245V246H16ZM31 245V244H30ZM30 245H29V248H30ZM46 245V246H45ZM52 245H53V243H52ZM53 245V246H54ZM109 245V246H108ZM125 245V246H124ZM148 245H153V246H148ZM174 245V246H175ZM208 245V246H207ZM4 246V247H5ZM10 246H9V248H10ZM31 246H33V245H31ZM93 246H95V247H93ZM105 246V247H104ZM130 246V247H129ZM134 246V247H133ZM135 246H137V249H136V247ZM142 246V248H146V246L147 247H150V248H146V250H145V248L144 249H142V248H140V247ZM167 248H166V247ZM168 246H172L171 248H172V254L174 255V253H175V255L172 257L171 255L169 256L168 254H171V253H168V252H170L171 250H168ZM182 246V247H181ZM188 247V249H187V247ZM215 246V247H214ZM221 246V247H220ZM56 247H58V245L56 246ZM97 247V248H96ZM109 248V250H115V251H113V253L112 252H109L108 250H107V248ZM116 247H118V248H116ZM128 249H127V248ZM217 247V248H216ZM219 247H220V250H218L219 249ZM228 247V248H227ZM241 247V248H240ZM7 248V247H6ZM5 248V249H6ZM42 250L41 252H40V249ZM43 248V249H42ZM116 248V249H115ZM119 248H121V251L119 250ZM124 248L126 249V253L127 254H125V252H123V250H124ZM141 250H140V249ZM162 248H166V249H164V250H160V249H162ZM170 248V249H171ZM221 248H224V252L223 253H225V251H226V253L224 254L225 256H223L222 254H221V252H222V250L223 249H221ZM226 248L227 249H229V251H231L232 250V252H231V255L230 254H227L228 253V250H226ZM234 248V249H233ZM22 249H24L25 251L27 250V253H30L29 255L27 254V253H24L23 251H21ZM39 249V250H38ZM44 249H46V250H44ZM54 249H55V247H54ZM58 250H60V246L57 248ZM57 249H55L54 251H56ZM80 249L82 250V251H80ZM84 249H85V252H84ZM87 249V250H86ZM135 249V250H134ZM214 249V250H213ZM216 249V250H215ZM251 249H252V251H251ZM255 249V250H254ZM8 250V249H7ZM10 250V249H9ZM11 250H14V249H12L11 248ZM17 250H20V251H18L17 252ZM43 250H44V252H43ZM57 250V251H58ZM104 250L106 251V254H105V252H104ZM132 250V251H131ZM142 251V252H140V251ZM149 250V251H148ZM159 250V251H158ZM165 250H167L166 252H165ZM186 250H189V251H187L186 252ZM193 250H196L197 251V253H194L193 252ZM255 252H254V251ZM31 251V252H30ZM39 251V252H38ZM76 251V252H75ZM102 251V252H101ZM108 251V252H107ZM145 251V252H144ZM147 251L148 252H153L152 254L153 255H155L156 254V256H154V257H152L153 255L151 254V252L149 253V254H151V256L149 255V254H147ZM160 251H161V253H160ZM206 251H208V252H206ZM211 251H214V252H216L217 251V253H216V255H215V253H213V252H211ZM253 252L252 254L251 253H249L248 254V252ZM21 252L23 253V255L24 254H27L28 255V257H26L25 258V255H24V259L23 258H21V257H23V256H20V258L18 257V255H22L21 254ZM59 252V251H58ZM81 252V253H80ZM98 252H100V254L102 253H104L105 254V256L103 255V256H100V254H98ZM118 252V254L117 255H119V253H120V255H121V257L119 258V256L118 257H116V256H114L115 255V253H117ZM121 252H122V254H121ZM140 252V254H138ZM178 252V253H177ZM179 252H180V255L178 256V254H179ZM186 252V253H185ZM194 254V260L196 259V261L193 263V258L189 261V263H188V254H189V256H191V254L192 253ZM205 252V253H204ZM8 253H10V255L12 254L11 252H8ZM8 253H5L4 252V249H3V254H2V252H0V256H2V258H4L3 256L4 255H6V254H8ZM42 253V254H41ZM57 253V252H56ZM78 253H79V255H78ZM85 253V254H84ZM111 253V254H110ZM131 253V254H130ZM136 253H137V256H139V257H137V259H136ZM162 253H164V254H162ZM206 253H207V255H206ZM260 253V255H262L261 253L262 252H259ZM39 254V255H38ZM98 254V256H96ZM101 254V255H102ZM129 254V255H128ZM192 254V255H193ZM196 254H197V256H196ZM201 254H202V256H201ZM227 254V255H226ZM9 255V256H10ZM62 255V256H63ZM124 255H125V257H124ZM130 255H131V257H130ZM148 255V256H147ZM157 255H158V257H157ZM165 255V256H164ZM181 255H182V257H181ZM203 255H204V257H203ZM259 255V256H260ZM9 256L7 255V259H11V258H9ZM67 256H68V258H67ZM106 256H108V258H106ZM161 256V257H160ZM168 257L167 259L169 260V261H167V259L165 258V257ZM196 256V257H195ZM208 258H207V257ZM217 256V257H216ZM223 256V257H222ZM232 256V257H231ZM236 256V258H233V257H235ZM6 257V256H5ZM35 257V256H34ZM42 257H43V259H44V261H46V262H44L43 261V263H41L42 262ZM49 257H47V260H48V262H47V264H52V262L51 261H49V260H51V257L49 258ZM80 257H81V259H80ZM104 257V258H103ZM114 257H115V260H114ZM126 257L128 258V259H126ZM129 257H130V259H129ZM145 257V258H144ZM152 257V258H151ZM169 257H170V259H171V261H170V259H169ZM174 258V260H177V261H174L172 258ZM192 257V256H191ZM200 257H203V258H200ZM241 257V258H240ZM261 257H263V255L261 256ZM260 257V258H261ZM29 258V259H28ZM54 258V257H53ZM53 258H52V260H53ZM119 258V259H118ZM156 258H158V259H156ZM164 258V259H163ZM178 258H182L181 260H179ZM207 258V259H206ZM233 258V259H232ZM245 258V259H244ZM254 258H256L255 260H254ZM1 259V258H0ZM7 259H2L1 260V263L2 264H12L11 262H7ZM13 259L15 260V263L13 262ZM122 259V260H121ZM143 259H145V260H143ZM159 259H161V260H159ZM209 259V261H206V260H208ZM18 260V261H17ZM30 261V262H27V261ZM41 260V262H39ZM59 260V261H58ZM98 260V262H96ZM100 260H102V261H100ZM134 260V261H133ZM158 260H159V262H158ZM164 260V261H163ZM221 260V259H220ZM225 260H226V262H225ZM243 260V261H242ZM5 261V262H4ZM16 261H17V263H16ZM54 261V260H53ZM111 261H114V262H111ZM143 261V262H142ZM147 261V262H146ZM54 262V263H55ZM104 262V263H105ZM121 262V263H120ZM139 262V263H138ZM158 262V263H157ZM162 262V263H161ZM250 262L249 263H247V264H250ZM0 263V264H1ZM65 264H67L66 263V260H65V262H64ZM128 263V264H129ZM171 263V264H172ZM215 263V264H216ZM34 264H35V262H34ZM61 264H63V262L61 263ZM148 264H150V263H148ZM170 264V263H169ZM175 264V263H174ZM214 264V263H213ZM259 264V263H258Z\"/></svg>", "mask_w": 264, "mask_h": 264}]
</instances>
